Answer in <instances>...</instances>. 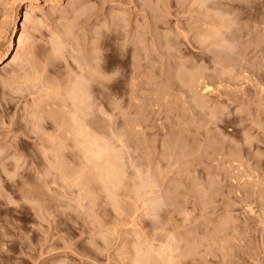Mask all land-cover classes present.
I'll return each instance as SVG.
<instances>
[{"label": "rangeland", "instance_id": "obj_1", "mask_svg": "<svg viewBox=\"0 0 264 264\" xmlns=\"http://www.w3.org/2000/svg\"><path fill=\"white\" fill-rule=\"evenodd\" d=\"M4 1L7 2L6 0ZM82 1L83 0L81 1L78 0L75 3L74 0H64V1L62 0L60 4L59 3L56 4L57 7L55 5L50 7L45 4H40L39 6H37L38 9H35V11L33 12L35 14L34 17L36 18V15H37L38 17L41 16V18L37 17V20L39 21L35 20V23L41 22V19H44V18L46 21L42 20V21H45V23L41 22L42 26H40L41 27L40 30L38 29L39 31L36 32V29L34 28L36 27L38 28V24L36 26L31 25L34 23L33 21L35 18L33 17L34 18L32 21L33 23H30L27 26V28H29L30 26L31 30L34 29L35 31L34 32L31 31L29 28L27 32L30 31L33 34H35L36 32L35 35L38 36L37 39H39V41L37 43V39L35 40L36 36L33 39V37H31L32 34H30L31 36L29 37L31 38H29L27 41L32 42V40L30 39H33L37 43V44L35 43L36 47L40 44L36 48L37 51L39 52H37V55H35V57L37 56V60L38 59L41 60V61L38 60L40 64L42 62L44 64L43 60L45 58H47L45 59V61L48 60V58L50 57L52 58L54 57L52 59L54 60L56 55H57L56 58L59 59V60L57 59V61L59 62H56V59L52 61L51 58L50 60H48L50 62L49 64L51 65L50 66L48 64V66H46L45 68V69L48 68L46 70L48 73L46 71H43V73H39L40 69L37 67L38 75L44 74V72H46L45 74L46 77L45 75H42V78L43 77L45 78V79L43 78L44 80H47L46 78H48L49 80L50 76H52V78L50 77L51 79H53L56 76L55 78L58 80L56 81L60 85L58 86L59 91L55 87L58 85L57 83H55L56 85L54 86V83L51 81V79L50 81L47 80L48 82L47 81L45 82L42 79V81L45 82L43 83V85L45 84L44 87L46 86V83L48 84L53 83L52 88H50L49 85H48L49 87L48 86L47 87L52 90V95L54 96H56V94L54 93H57V95L58 93H62L61 92L62 90L60 91L61 88L59 89V87H62L63 85L62 82L66 81L64 76L65 75L66 77H68V75L72 76L75 73L80 75L81 71L79 72V70L86 68L85 63L90 62V61L85 62L84 60L86 58H87L86 60H88V58L92 60L94 58V60H96L97 58L96 59L95 57L92 58L91 55L95 54L94 52L96 51H94V49H96L99 46L101 47V49H99L101 50V52L98 51L97 56L99 58V56L102 55L103 58L100 56L101 60L100 58L98 59L100 60L99 62L97 60L99 64L94 62V60L93 61L91 60L92 64L90 63H89L90 65L87 64V66H89V69L88 70L84 69L85 70L84 75L82 73L83 80L81 81V83L83 82L84 85L83 84L80 85L79 84L80 80H79L78 81L79 83L77 82L79 85L77 86H85L86 84L85 81L88 78L89 80H91L90 77L96 72L94 70L95 72L93 73L91 70L93 62H94L93 67L96 68L97 72L99 70L98 68H101L102 70V71L99 70L100 71L99 75L97 73L98 79L100 77H101L100 80L103 79L101 73L104 72L103 74L104 78L106 77V75L108 77L112 76L111 77L112 80H110L111 78L108 79V77H107V80L103 79L105 82L101 80L102 81L101 84L98 85L101 88L98 87L99 90L94 91V93L100 92L99 94L97 93L95 94V96L97 95L98 98L97 96L96 97L94 96L95 100H93L92 95L94 93H92V95L90 96V98L92 97V99L91 100H89L90 98L87 99L92 102L96 101L97 99V101L94 102L95 104L93 103L94 106L92 105V102L89 103L87 100H85V102H88V103L83 104V107H82L83 108V118L85 120L84 121L85 124L90 123L92 126L97 124L98 129L97 128L94 129L92 126H89V125L87 129H89L88 131L94 134H96V132H99L100 130L99 134L97 133V137L98 135L101 134L100 136L102 138L100 137V139H102V141L101 143L100 142L99 143L102 146H105L107 150L106 151L107 153L106 156L108 157L107 160L109 161V158H112V162L116 161L115 162L116 168L118 167L117 168L118 170L116 169V177L118 178L123 173V172L121 173L122 170H124L127 177L125 176V178H123L124 179L123 183L122 181L119 180L120 184L122 183V186H123V187L121 186L122 187L121 188L119 187L120 186L119 184L118 185V187L120 188L119 190L117 189L118 187H115L117 186L115 184H117L118 180L115 182V184H112L111 182L113 187H111L110 183H108L110 185V189L112 188L111 190H113L114 188L118 190L117 194L115 195L112 194V192L108 188L109 185H107V187L103 185L107 183L106 180H104L106 181L105 183L100 181L101 186H102L101 188L104 187L103 190H101V188H99L100 183H98L100 178L99 179L97 178V175H99L97 173H98V170L100 171V169L97 168V165L100 163V165L103 166L106 163L104 162L103 164V161L101 159V158H105L104 157L105 155L98 160L95 156H94L95 158L92 156L91 158L93 159L91 160L88 158V155L84 154L86 157L82 156L81 152L84 153L85 151H81L79 153L78 151H73V150H79L77 149L78 147L75 144L76 149L71 148L72 151L74 153L76 152V154H79L80 158L78 156L77 157L81 159V161L84 160L82 161L84 162L83 167H81L82 163L81 165H79L81 168L78 167V163L80 164V161L76 159V154L71 152L70 151L71 149L69 147L72 142L73 143L75 142L72 141L71 138L70 140L66 139V141H64L65 137L62 140L61 138L64 136L63 134L65 133H62L63 130L60 129L61 130L60 131L59 128L54 129L55 131L59 130L55 132V134L61 132L59 134L63 136H60L61 137L60 142H62L63 144L65 142V146L69 145L68 147L70 150L68 149V147L66 148L68 149V152H65L64 156L69 155L67 156V158L60 157L61 154L60 156L58 155L56 158L60 157L58 158L59 160L61 158L62 159L64 158V160L67 159V161L68 159H71L68 161L70 165L69 166L67 165L68 167L66 165L65 166L66 168H68L67 172L70 171L69 173L71 174H72L71 172L72 170L69 169V167L71 165H72L71 167H74L73 176L78 175L80 173L81 175L80 174L79 175L81 177L83 175V172L84 171L86 172L87 169L89 170L91 168L90 166L93 164V166L95 165L94 169L96 172L94 174V177L96 178L94 179V181H92L94 184L91 181H88L87 183L85 180H84L85 182L82 180L83 181V184H82L80 183L82 182L81 179H80V182L78 181L80 178L79 175H78L79 178L76 181L77 178L72 176L73 177L72 179L70 177L71 174L70 175L69 173L66 174L67 172H65V169L62 168L61 172L58 171L60 170V168L58 167L59 168L58 169L56 167L58 165L59 166L61 165L59 164L58 159L56 160V162L58 163H55L56 165L57 164L58 165L53 166L55 167L54 168L55 170H52V167L51 169L48 168L49 164H54L55 155H53V157L48 156L50 158L49 159L50 162H52L50 163L49 160L45 159L48 153L46 155L42 154L44 156H42L40 153L44 151L43 153L49 152L50 154H55V153H51L55 150L54 148H50L51 152L45 151V149L47 148L44 147L43 145H45L48 140H50L51 143H53V141L54 142L56 141L58 144V139H55L58 136V134L54 135L55 137L53 136V133H52L53 129L50 128L51 126L49 125V121L52 122V120L51 119L48 120L44 118L43 116L45 115V112L51 109L52 106H53L52 109L55 108L57 98L53 96V99H52V96L50 95L51 91L47 89L46 87L45 88L49 91H45L44 88H43L44 90L40 88V86H42V83H40L41 80L38 81L39 80L38 78L40 76L37 77V75L32 74L33 75L32 77L35 78L34 76H36L38 80L36 79L37 81L36 80L35 81L37 82V84L39 83L41 85L39 84L37 85L36 83H34L35 82L34 80H32L33 82L30 80V79H33V78H30L29 76L30 73L28 75L26 74H24V76L22 75L23 77L21 78V82L20 81L18 82L19 84H12L15 82L11 81L12 83L9 82L11 85L10 84L8 85L7 80L3 81L6 78L8 79V75L10 74V72L8 73L7 71H12L10 74L11 77L9 76L8 81L10 80V78L11 80L13 78L15 79V73L13 69L15 70L17 76H18V73H21V72L25 73L24 69L25 70L28 69V71L29 70L32 71L34 67L29 66V67H32L31 69V68H27L26 65L23 66L25 62H23V64L20 63L24 67V68L22 67L23 71L21 70V67H20L21 65L19 66L18 65L19 63L18 64L16 63L20 67L21 72H18L19 69H17L16 64H15L16 65L15 68L13 64L12 65L13 67L10 65L11 67V68L9 67L10 69L7 66L8 70L6 68L2 70L0 69V153H1L0 154V181H1V186H2V187L0 186V189H1L0 191L1 192L3 191V193L0 194V234H2L1 232L7 229L6 232L8 231L7 232L8 235L6 236L7 237L9 236L8 239H6V236L3 239L2 235H0V241L1 239L3 241L6 239V242H7V240L9 241L10 239L11 240L10 246L12 248L15 247V249H13L14 253L13 251L6 252L7 250L3 251L2 248L6 249L7 248L6 245L7 244L9 245V242L6 245H4L6 242H4V244L1 243L2 241L0 242L1 245L3 244L4 246V247L2 246L0 247L2 250L0 253V264H133L134 262L132 260L135 259L136 256L139 255L140 253H141L140 256L142 255L141 257L145 259L140 264H148L147 263L148 261L152 263L154 262L153 258L149 260L148 259L149 255L148 256L146 255L150 250L152 251L153 248L154 250L155 248H157L156 249L157 252L158 251L160 252L161 250L163 252V255L164 253L165 254L169 253L168 251L166 252L164 251V250H167V246L164 248L163 244H166L169 239L167 245H172L171 243L173 242V239H174L173 243H175V241L178 240V238L181 240V242L178 240L179 243L178 241H176L175 245L173 244L175 247L172 245V247H174V250H177L178 252L173 250V252L171 253L174 259H175V256L178 257L175 259V262L176 260L177 261L180 260L181 262V263L176 262V264L178 263L179 264H232L231 261L233 259H234L233 264H236V263L237 264H264V223L258 224V225H256L257 223L255 222L249 223V224L246 223L245 220L247 216L245 215V213H243V215L246 218L243 217L242 215V212H244V210H239L238 208L240 207V208L245 209L248 205H251V206L253 205L252 207L254 208V210L261 211L260 208L264 207V204H263L264 202H262L263 200L259 201L260 200L259 197H258L259 200H257L258 198L256 196H259V194L256 196L254 195V193L252 194L254 188L251 187V185L254 184L258 180L257 179V176H259L258 173H260V176L262 175V178L260 177L261 180L260 178L259 180L264 183V179H263L264 178V175H263L264 174V111H263L264 110V89H263L264 88L263 86L264 85V60L263 59L264 58L262 56H259L258 54L262 50H263V53L262 52L260 53L264 54V41H263L264 33L262 32L261 33L262 35L260 34L261 31L257 33V31L259 30H257L258 28H256L257 25H259L258 27L260 29V24L261 26L262 25L264 26V24H262L259 21V20H264V17L262 16L264 15L262 14V12L264 13V2H262L264 0H257L258 2H256V0L255 1L246 0L247 2L245 0H205L204 2L199 0L200 2H202V4L198 0H85L83 1V3L87 2L88 6H86V4H83L84 5L83 6ZM259 1H261L260 6H259ZM8 2H7V6L6 5L5 6L8 7L10 11L6 9L5 6H2V4L4 5L3 2H1L2 4H0V25H1L0 27L2 31L4 30L3 27H7V31H8V32L6 30H4L5 32L3 31L2 33L3 37L7 34H10L14 26L13 20H12L13 17L11 16L9 17V15L11 14L12 16H14V12H13L14 4H11L10 2L9 3ZM250 2L251 3L253 2V4H251ZM79 3H81V5ZM245 3L247 6L249 5L250 7L247 8L246 5L243 6V4ZM69 4H72V6L77 4L78 6L77 5L75 6L78 7L79 12L82 6H83L82 7L83 10L85 8L88 9L86 10V12L85 10L83 11L81 9V15L80 16L78 15L79 18L77 16L78 20L76 19L78 23L77 22L75 23L74 21H70V18L71 20H73L76 17H72L73 15L71 16V13L70 15L68 13L72 12L73 14V11L77 8H75L74 6V8L73 7L70 8L73 11L68 9V13H67V7ZM10 5H12L13 7H10ZM22 5L20 4L21 10L23 8ZM253 6H255L256 9L259 11L257 12V10L253 8ZM244 8L245 10L243 11ZM251 8L253 9L251 10ZM1 9L3 10V12ZM49 9L53 10L54 14L56 13V15L52 17L54 18V20L55 19L57 20L59 16H61L62 19H58L57 21L55 20L56 22H54V20L51 21L52 18L50 15L52 14V11ZM54 9L55 10L57 9V12H55ZM248 9L251 11H247ZM62 10H64L65 12L63 13L65 14L67 13V15L65 14L63 15ZM77 10H75V12ZM117 10L119 11L121 10V12L119 13V11ZM4 11H6L7 13ZM82 11L85 13H82ZM111 11L112 12L116 11V13L118 12L117 14L119 16H122V18L126 19V21L123 24H121L117 30L105 28L106 23L108 21L106 20V23H105L103 20L110 18V16L114 14ZM252 11L254 13H252ZM8 12H11V13H8ZM43 12L44 14L41 15V13ZM58 12L60 15H57ZM46 13L50 14V15L48 14L51 18V19L48 18L50 20L47 19V17L49 16ZM243 13H246V14H243ZM6 14L7 15L9 14L8 17L12 19L10 20L8 17H6ZM123 14L125 15V17ZM259 14L262 17H260ZM245 15H247L246 18L248 17V20L250 17V20L252 22L257 21V23L255 24L253 22V26H252V22L250 23V20H249V23L248 21L245 20L244 18ZM3 16L6 19H3L4 18ZM66 16L69 18V20L65 21ZM253 17L256 19H252ZM61 21H63L64 25L66 24L70 25L71 23L72 28L71 27L70 28L71 30L74 29L73 30L74 33L68 29L69 28L68 25H66L67 27L66 31L69 30V32H72V35L74 34L77 37L76 38L75 36H73V38L75 37L76 40L80 39L79 43L84 42L85 45L89 44L87 45L88 47L86 46V48L87 49L89 48V49L88 50L85 49V51H88L89 53L86 52L87 53L86 54L85 52L82 51L85 48V47L83 48L84 45H82L84 43L82 44L80 43L79 45L78 41L77 42L74 41V42H71L70 44L69 42L73 40L70 37L69 38L71 40L65 39L68 37L67 36L68 34L71 35L68 31H67L68 32L67 35H64V32L63 34L60 33L62 32V30L61 31L59 30L60 32H58V29L63 27V25H61L60 27L57 25ZM101 21L105 23L103 24V26L105 25L104 31L106 30V36H104L101 39V41H103V44H97L96 39H92L97 44L95 47L94 41H93L94 43L93 46H92V43H90L91 38L93 37V35L95 36L96 34V32L93 30L92 31L95 34H92L93 32L91 31V28L92 29L95 28L97 31H99L98 29L103 27ZM1 22H3V24ZM100 22H101L102 27L97 25ZM79 23H80V26L76 25ZM94 24H96L99 28ZM247 24L250 26L247 27L248 26ZM254 24L256 25V27L253 29V27L255 26ZM72 25H76V26H72ZM56 26H58L59 28L56 29ZM81 26L84 28H82ZM263 26L261 27V29L262 28L264 29ZM215 27H217V30ZM210 28H212L214 32L219 30L218 31L219 36L216 34V32L213 34L212 33L213 31H211L212 29L209 30ZM78 29H80L81 31ZM247 29H249V32L247 31ZM54 30L57 32V36H54L56 34ZM63 30H65V28ZM208 30L210 31L211 34L208 33L209 32ZM53 31L55 32L53 33L54 37L52 36ZM79 31L81 33L82 32L84 33V31H86V34L81 35ZM252 31L255 33L254 35H252L253 34ZM77 32L80 33L79 34L80 36L77 34ZM87 32L89 33L87 34ZM58 33L61 34V36H59L60 39L62 38V35L65 36V37L63 36L64 38L61 39L64 42L63 46L65 48L68 46L70 48V46L74 45L73 43H76L77 47L79 46V48L81 47L83 48L81 50L82 52H79L78 54V50H75V52H77V55H76V53L73 51V49L75 48H72L71 49L72 51L68 48L65 50L67 51L70 50L69 53H65L66 51L64 50V54H63V52H61V45H62L61 40L59 39L60 41L59 42L57 38ZM77 35L81 38H79ZM86 35L90 38L89 40ZM90 35L92 36L90 37ZM208 35L209 36L212 35L213 37L211 38ZM215 35H217V37H214ZM51 36L53 37V39L57 38V40L51 41L52 39ZM82 36L87 37V38L84 37L85 41H83ZM202 36L205 39L207 38L206 40L203 38L205 42L202 40ZM256 37L257 38L261 37L259 38L261 39V41H263V42L260 41L261 45L255 42L257 40L255 39ZM137 38H138V44H136L137 42H135L137 41ZM252 38L255 39V41ZM133 39L135 41L131 42ZM65 40L67 43L65 42ZM46 41L47 42L49 41L50 43H52L51 47L49 43L46 45ZM257 42L259 41L257 40ZM56 43L59 44L60 47ZM253 43L259 45L257 46V48L258 47L260 48V46H262L261 50L259 48H258L259 50L257 48L256 50L255 49L256 45H254ZM25 44H29V43L27 42ZM44 44L47 46V48L44 46ZM65 44H68V46ZM29 46H31V44H29ZM63 46L62 48H64ZM44 47L46 49H43ZM243 47H245V51L242 52V50H244ZM51 48L53 50L51 51L54 53L50 51ZM26 49L28 50V46L27 48L24 47L23 52H26L27 51ZM47 49L50 51V52L47 51L48 53H51L52 55L54 54L55 56H50L51 54H48L47 52H45ZM89 50H91V53ZM255 51L257 52L259 51L257 53L258 55L256 54ZM44 52H45V55L47 54L50 57L47 55H46L47 57H45V55L40 56V54L43 55L42 53ZM38 53H40L39 56H38ZM99 53H102V54H99ZM26 54L24 53L21 55H24L25 57L22 56V58H26L27 60L28 57H26ZM81 54L86 55L87 57L85 56V59H84V57ZM28 55L29 54H27V56ZM75 55L78 58L79 56L80 58L82 57L81 58L82 60L84 59L83 62L85 63L83 65L85 67L82 65V63L79 64L80 61L82 62V60L78 61L77 59L78 63L76 62L74 58ZM255 55L263 59L260 60L259 57H253ZM218 56L221 59L220 61H218L219 60ZM40 57L43 59H41ZM31 58L35 59L33 57ZM22 60H25V59H22ZM37 60L35 61L37 62ZM36 62L32 60L31 65L34 63L33 66H35ZM54 62H56L55 65L52 64ZM26 63H28L27 65H29V60ZM46 64H47V61H46ZM78 64L79 66L81 65L83 68L82 67L80 68ZM95 64L99 66L95 67L96 66ZM180 68L181 69L184 68L185 71L187 70V72H184V70H181ZM3 70H5L6 72ZM48 70H50V72ZM51 70L52 72L54 70L53 72L54 77L52 75ZM90 70H91L92 75L90 74ZM191 70L193 71L192 74L188 73L189 71L191 72ZM226 70L227 71L229 70V71L226 72ZM28 71L26 73H28ZM88 71L91 76L87 74ZM179 71L180 72L183 71L184 73L181 74ZM195 71H202V73L204 74H202L201 72L200 73L202 75H205V73L206 75L208 74L207 77L210 74H214V73L218 75L217 73L219 71L225 74V78L224 77L221 78L220 76L219 77L211 76L210 77L211 80L209 77L207 80L206 75L203 76L206 78V81L210 80L211 82L210 84H214L216 82L218 83V81H219L218 84H220L222 81H224L222 82V85H223L226 81L227 82L230 81L229 83H225L223 86L219 85L220 87H222L221 90H219L220 89L219 87H218L219 89L216 90L217 92L218 90L219 92L222 91V93H220L221 94L220 98L218 97L216 98L214 96V90L212 94L210 93V94H207L206 96L204 95L205 97L202 96L203 98H200V99H199V94L197 96V94L193 92L191 94L189 93L190 91L188 90V86H187L189 85L188 83L189 80L188 78L186 79L187 76L184 75L183 78L187 84L184 83L182 79V75L190 74V76H192V75L200 74L198 72L195 73ZM58 72L59 74H62V75H59ZM12 73L14 76L12 75ZM34 73L36 72L34 71ZM55 73H57V75ZM223 73H221L222 74L221 76H224ZM47 74L49 75L51 74V75L49 76ZM6 75L7 77L4 78V76ZM178 75H179V78H177ZM59 76H63L64 79L61 77L59 79ZM78 77L80 78V76H77V78ZM217 77L218 79L220 78L222 81H220V79L216 80ZM18 78L19 79H17V81L20 80L19 76ZM26 78L28 79V81L25 82L24 80ZM73 78L72 80L75 81L76 83V80H74ZM133 79L135 82L138 81L139 84H137L138 82L136 83L133 82ZM212 79L215 80V82H213ZM60 80L62 82H60ZM249 80H251V82H249ZM68 81H70V78ZM4 82H6V84ZM29 82L32 84L34 83L33 85L35 86V88L34 86H33V89L28 88L27 84H29ZM132 82L134 85L135 84L138 85V87L139 85H141L139 88L140 90L141 89L143 90L142 91H139L138 89H137L138 91L134 90L136 86L133 87L134 85L132 84ZM65 83L69 85V83L71 84L72 82H68V83L64 82V87H62V89L64 88L67 90L69 86L68 85L66 86ZM75 83H72L70 86H72ZM29 85L30 87H32L31 84ZM104 85H107V86L109 85L110 87L109 86L107 87ZM215 85L217 84H214V86ZM36 86L42 89L44 92L50 93V94L48 93L45 94L47 96L46 97L47 99H49V96H50L51 101L53 100L55 101V104L53 103V105H51L52 103L51 101L46 102L48 105L50 103V108L49 106H45V107L41 106L44 111V113H41L43 111H41L42 109L40 110L41 116L44 118L45 122L48 123L47 124L44 122L45 125L34 122L36 114L38 116L40 114L38 113L39 111L35 109L37 108L35 105L38 104L36 102H39L38 101L39 97L36 98L35 96H38L42 92V90H39L41 91L40 93L39 92L35 93L36 91L33 92V90H37ZM86 86L89 88L88 85ZM185 86H187V88ZM217 86H215V88ZM72 87L74 88L75 86L73 85ZM158 88H160L159 91H157ZM70 89L72 88L70 87ZM91 89L93 88L91 87ZM91 89L90 91L93 92V90ZM161 89H163L164 91L163 90L161 91ZM259 89H263V91L260 90L262 94L259 91ZM156 91H157V94H156ZM44 92L39 95L40 97H42V100H43ZM217 92L215 93V95L219 96ZM64 94L65 93L63 92L62 96H65L64 99L67 100L66 98L68 97V95L66 94L67 95L66 96ZM164 94H166L165 101L162 100L164 98L163 97ZM257 94L258 95L260 94V95L258 96ZM208 95L209 96L213 95V96L211 98ZM58 96L57 97L59 99V102L62 103L60 101L61 95H58ZM179 96L182 98H180ZM192 96L194 97L196 96V98L198 97L199 100L196 98L195 99L198 100L200 103H201L200 101L201 99H205L208 102V104L206 102L207 107L203 108L205 104L204 103V104H199L202 107L200 108L198 105H196L197 102L195 104L194 102L195 99L193 98L194 99L193 100L191 98ZM32 97H35V98L32 99ZM207 97H209L210 99H208ZM255 97L258 98V100L257 99L255 100ZM44 99H45V96H44ZM47 99L43 101H46ZM260 99H262L263 101ZM30 100L32 103L30 102ZM69 100L68 102L71 103V100L70 101ZM183 100L186 102H184ZM182 101L186 103V105ZM257 101H260V102H257ZM26 102L29 103V105L33 108L34 111L32 110V112H30L31 107H29V105H27L28 103ZM40 102H41V99H40ZM98 103H100V106H98V109L100 107L99 110L101 112H98L97 114L96 111L98 109L96 110L94 107L95 105H99ZM258 103L259 104L261 103L260 104L261 106L258 105ZM24 104H26L27 106L26 105L24 106ZM47 104H43V105H47ZM58 106H59V103L57 107ZM39 107L37 109L41 108ZM59 107L61 108V106ZM26 108L27 109L30 108V109L27 110ZM183 108L184 109L186 108L185 111L183 110ZM25 109L28 112H26ZM191 109L192 111H190ZM213 110H215V112H213ZM24 112H26L25 113L26 115L25 114L24 115L27 117L29 115V112L31 114L30 116H34L32 117V119L34 118V120H31L28 118L27 119L28 122L33 121L35 125L36 124H38L39 126L41 125L42 128L46 126V129L45 128L43 129H45L47 132H51V135L53 136V139H52L53 141L47 138L49 134L46 135L45 130H42V133L45 134L47 137L45 135L44 136L41 135L42 137L38 136L37 135L38 133L36 132L38 131L36 127L38 125L35 126L33 124V126H35L34 128L32 125H29L30 126L29 127L28 124H30L31 122L30 123L26 122L27 120H25V117L22 116ZM34 112H37V113H34ZM211 113L213 114L216 113L214 114L215 117L212 116L213 114ZM97 117H99V119ZM127 118L130 120H128ZM132 118L136 120V123L139 121L141 127H139V125H135V120H132ZM131 120L134 122L133 126L137 128V131L134 130L135 129L134 127H129L128 129V125H129L128 122H130ZM193 120H195L196 122ZM126 122L128 123L127 127H125ZM133 122L131 123L133 124ZM26 123L28 124L26 125ZM100 123H102L101 125L102 127L100 126ZM50 124L53 125L54 122ZM132 124L129 126H132ZM53 126H55V124ZM35 128H36V131H35ZM126 128L128 132H130V135H128L129 133H126L127 136L125 137L127 139H129L128 137L131 136L132 134L133 135L131 137L133 138V136L136 135L137 132H139V134L141 133L139 137L141 136L140 138L144 139L142 140L143 141L142 147L144 146L145 150L141 149V145H139L140 143H138L140 142L138 141V138L136 142L139 146L136 145L137 147H135L134 145L136 144L135 142L133 144L134 140H131L132 142L129 145L130 147L128 145L126 146L124 145L125 147L128 146L129 147L128 149H126L125 147L122 148V145H119L121 144L120 143L121 141L117 142L118 140L115 138H118V136L117 137L115 136L114 138L113 135L115 133H117L118 135L119 133L121 134V132L125 133V131H127ZM130 128H132L131 130H134V132H132ZM110 132H112L113 134ZM121 136L122 135H119L120 138ZM44 137L47 138L48 140H46ZM131 137L130 139H132ZM41 138H44L46 142H42L44 140H40ZM49 138H52V137H49ZM169 139L175 140V142L174 140L173 141L170 140L171 143L173 142L174 147H173V144L171 143H169L171 144V146L169 145L170 147L167 145V143L169 142ZM113 140L115 141L117 140V141L115 142ZM145 140L147 141L145 142ZM68 141H69V144L66 145ZM165 141L167 142L165 143ZM73 143L71 144L72 146L74 145ZM54 144L55 143H53L52 145ZM47 145L48 144H46L45 146ZM59 145H57L58 147L56 146L54 147L60 150L62 149L63 145L61 143ZM171 147H173V149ZM121 148L122 149L125 148L124 151L122 150L125 153V157H124L123 152L120 151ZM165 148H166V151L164 150ZM36 149H40L41 152L40 150H36ZM52 149L54 150L52 151ZM167 149L169 153L167 152ZM169 149L170 150L172 149V150L170 151ZM32 150H34L35 152L33 153V157L30 155L33 152ZM37 151H38V154L40 155L37 154L34 157ZM57 151L55 150L54 152H57ZM64 151L65 150L61 152L64 153ZM145 151L147 152V155L143 153ZM164 151L167 153L164 154L165 153ZM69 152L72 154H70ZM144 154L145 156L142 157V155ZM90 155L91 154H89V156ZM230 157L233 160L235 159L236 161L234 162L233 160H231L232 161L231 162ZM51 158H53L52 161H51ZM85 158L89 159L90 161L87 163L88 160L85 161ZM247 159L248 161H251L250 164L254 163L252 164V166L254 165L255 171L252 169V172H251V167H250L251 165L249 164V162H247L249 166L246 164ZM61 160L60 162H63V160L62 161ZM96 160H97V163H94L93 161H96ZM229 161L231 163H229ZM17 163L18 165H20V167H16ZM232 163L233 164L235 163L236 165L234 164V166L236 167L240 166V168L242 167V165L245 166L246 164L247 167L245 166L244 168H247L248 170L250 169V172H248L247 169H245L246 172L248 173L245 172L247 176L246 175L244 176L243 175L244 172L243 174H241L244 168H241L242 170H239L240 168L237 167V169L235 170L236 167L230 166V164L232 165ZM237 163H240V165ZM84 164H86L85 167H84ZM75 166L77 168H75ZM120 166L122 167V169L120 168ZM17 168L18 170H14ZM45 168H47V170ZM112 168L115 171V167H112ZM94 169L92 168L91 170H94ZM15 171H18L19 173L17 172L18 174L14 175L16 174ZM56 171H58V173L60 172L65 175H68L67 180L69 182L68 181H67L68 183L64 182L65 183L64 184L62 177H65V175L62 174L63 176L59 178L57 176L58 173ZM148 171L151 172L152 174L148 173L150 175L148 174L146 175ZM238 171H241V172H238ZM46 172L48 175L46 174ZM117 172H120L119 176H117ZM232 172L234 173V175L233 174L231 175V178L233 180L230 178V174ZM91 173L86 172V174L84 173V176L87 174L92 175L93 173L92 174ZM251 173L252 174L255 173V175H252ZM12 174L14 175V178H12L13 176ZM142 174L146 175L144 176L146 178H143ZM248 174H251L252 176L251 175L249 176ZM88 175L86 176V178H88ZM123 175L121 176L123 177ZM134 175L136 178L134 177ZM236 175L237 177L239 175L238 177L239 181ZM121 176L119 179H121ZM147 177H149V179ZM243 177H244L243 179L244 181L240 179ZM248 177L249 179L245 180ZM74 178H75V182H73ZM90 179L92 178H89V180ZM97 179L98 181L96 184L98 188L96 187V184H95ZM152 179L154 180L157 179V182H155ZM150 180H152V182H154L155 184L153 183L152 185V182H150ZM252 180L253 181L256 180V181L252 182ZM23 181L25 184L23 183ZM127 181L133 182V183L136 182L135 184L137 186L133 183H131V185H129L130 184L129 183L128 185L129 186L134 185V188L135 186L138 187V188H135L138 190L137 192L139 194L136 192L138 196L136 195L135 190L133 192V190L130 189V188L133 189V186L129 187L130 189L129 190L128 185H127L126 186L127 189H126L125 183H127ZM137 181L140 182V184L142 185L141 187L138 186L139 183L137 184ZM241 181L243 182L241 183ZM77 182L80 184H78ZM108 182L110 181L108 180ZM90 183L93 184V185L91 184L92 187L90 186ZM18 184H19V187H18ZM75 184L77 185L82 184V185H85L86 187L88 185V187H91L88 189L90 190V192L93 189V193H88L90 195L86 193L87 196H85L83 195L85 192V191L83 192L84 186L81 185L82 186V187L80 186L81 189L80 188L78 189L77 188L78 186L76 187ZM249 184H250V188H248V192L250 191V195L252 194L251 195V197L253 196L252 199L251 197H248L249 194H247L248 192H246L247 191L246 188L245 190L243 189L242 191V189L239 187L242 185L241 187L243 188V187L248 186ZM235 185L237 187H235ZM94 186L97 189H95ZM105 187L107 190L105 189ZM238 188L239 190L240 189L241 190L239 191ZM251 188L252 190H250ZM115 189L113 191L114 193H116ZM125 189L129 190V192L132 191L133 194L135 193V196L131 192L127 194ZM196 189L200 191L199 194ZM78 190L79 192L81 190V192L83 193L79 195L81 192L78 194L77 193ZM89 190H87V192ZM94 190L95 192L97 190L96 193H98L99 191L100 192L103 191L102 192L103 194L100 192L99 194H96ZM255 190H257V192ZM255 190L254 192L258 193L257 187H255ZM107 191H109L108 193H111L110 195H113V196L117 195L116 200L117 201L122 200L121 201L122 203L119 202L120 203L119 204L115 199H113L114 197L110 199L109 198L111 197L110 195L109 197L106 196L105 192ZM241 191L243 192L242 193L243 195L241 194ZM25 192L27 193L30 192L32 196H30L31 194L28 195L26 193L27 197H25ZM236 192H238V195L236 194ZM94 193L96 194V196L97 195L98 196L96 198L95 197L89 198L91 197V194L95 196ZM244 194L247 195L248 199L250 198L249 200L253 204H251L249 200L245 202H248L250 204L242 203L243 201L241 200H243V197L246 196ZM77 195H79V197L83 196L82 197L83 200L85 197H87V199L84 202L81 200L82 198L80 197L79 199ZM28 196L33 199H28L29 198ZM118 196L119 198H121L120 200H118ZM76 197L79 199V202L81 200L83 204L88 203V200H90L92 204L90 206L93 208V211L86 212L85 210H89L88 207L85 206L87 209L84 207H80L82 203L80 202L81 204H78L77 202L78 200ZM107 197L110 199V201L108 200ZM136 197H140V198H136ZM247 197H245L246 199L245 198L244 199L247 200ZM91 199H93L94 203L92 202ZM111 200H113L112 203L113 204L115 203V205L111 204ZM238 202L239 203L241 202V203L239 204ZM259 202L262 203L263 205L260 204ZM123 203H129L130 208H127L126 206L124 207ZM234 204H236L235 207H237L238 209L234 208L233 206ZM116 205L117 207L120 205L121 206L117 208L115 207ZM122 206L123 208H126V210L121 208ZM233 208L235 209V211ZM120 209H123V211ZM236 209L239 211L238 213L239 216H236L237 213L235 214V212H238ZM6 218H8V220L10 219L9 220L10 224H8L9 227L7 223L4 224L2 222V220L4 222L8 221ZM15 222H17V225H19L20 228L19 226L15 224L16 229H13L14 230L13 232L15 233H12L13 235H11V232L9 233V231H11L10 225L11 224L14 225ZM2 223L4 224V226L7 225V228L3 227ZM247 224L248 226H253V228L248 227L246 231ZM230 226H233V227H230ZM15 227L12 226L11 228H15ZM222 227H223V230L225 229L226 232L221 231ZM219 228H220V231H219ZM233 228L234 229L236 228L238 230V232L234 230V232H236L237 235L239 232H240L239 234H241L240 236L238 235V237H241L240 239L241 242L240 241L238 242L239 239L237 238V242L239 244L241 243V245L234 242V244L236 243L235 246L239 245V247H231V244H232L231 243L232 241H231L230 242L231 244H229L230 248L227 249L228 246L224 242H229V241H226L225 239L223 242L221 238L222 235L220 236L218 234L223 233V237H224L225 236L224 233L231 232L232 236H234L233 231H232ZM243 228L245 229V231L243 230ZM249 228L251 230H249ZM168 233L169 234L172 233V236H174L173 234H175L174 236L175 238L169 235ZM165 234H167V237L169 238H167V240L165 239L166 243H164L165 242L164 241L162 244L161 237L164 239V236L166 237ZM212 234L214 235V237ZM31 235H33V237ZM209 235H212L213 239H211L210 238L211 236ZM237 235L234 236L235 240L232 236H231L232 238H229V240L231 239V240L236 241ZM206 236L209 237V238L207 237V240H210L209 243L207 240L204 239V237L206 238ZM216 236H220V239L219 237L217 238ZM29 237H32V238L30 239ZM215 239L221 240L222 243H224L223 247L220 246L221 242L219 241L215 242L216 244L213 243L214 246L213 244L210 243V242L216 241ZM143 241L149 242V243L146 242L148 244V247L151 244L154 247L152 248L151 246L147 250L145 249V246H147V244L144 245L143 243H142L143 245L141 244L142 246L139 245L141 249L137 248L139 246L137 247L134 246L136 243L138 242L141 243ZM192 242L193 243L196 242V244L200 247H198L194 243L196 245L195 246ZM202 242L204 243L206 242L207 244L206 243L202 244ZM218 242H219V246L221 247L222 251L220 248L218 249V246H217ZM155 243L157 245L158 243H160L163 247L161 246V248H159L160 244L157 247ZM179 245H181L180 246L181 248L179 247ZM190 245L194 246V249H193L194 252L196 251L199 253L197 257L199 256L200 258V252H201V255L207 254L206 256L203 257V259L205 258L204 260L206 261L207 260L206 258H208V261L204 262L203 260H201L202 257L200 259L201 260L200 262L194 261L195 259L199 260V258H195V259L192 258L193 256L192 255H191L192 257L190 256V252L192 254V251L188 250L189 251L188 252L186 251V249H184L185 247H188ZM209 245L211 246L209 247ZM246 246L248 247V249ZM17 247H20L21 250L24 249L26 251L23 250V251H20L19 254H16L19 252V250H17L19 248ZM135 247L137 248V250L135 249ZM190 247L188 249H190ZM10 248H7V249L9 250ZM158 248L160 250H158ZM182 248H183V251L185 250L186 252H188V254H186V257L181 256V254L182 255L184 254L181 251ZM142 249L144 250L143 253L141 252ZM154 250L152 251V253L154 252ZM179 250L181 252H179ZM202 250H206V252L205 251L202 252ZM134 251H135V254H134ZM151 251L149 253H151ZM156 253L154 255H156ZM178 254L180 256H178ZM154 255L150 254V258L155 257ZM165 257L167 258L166 255ZM158 258L159 257L155 259L159 263V260L161 261V259H158ZM156 260H155V264H156ZM164 261L166 262V264L171 263L163 259L162 262ZM135 264H139L138 261H136ZM160 264H163V263L160 262ZM172 264H175V263H172Z\"/></svg>", "mask_w": 264, "mask_h": 264}, {"label": "bare ground", "instance_id": "obj_2", "mask_svg": "<svg viewBox=\"0 0 264 264\" xmlns=\"http://www.w3.org/2000/svg\"><path fill=\"white\" fill-rule=\"evenodd\" d=\"M6 1H7V2L9 1L11 4H14V9H13L14 16H12V14H11V15L8 14L9 17L11 16V17H13V19H12V18H9L8 15L6 14V17H8L10 20H11V19L13 20V24H14V26H13V30H11L12 32H11L10 34L5 35L4 37H3L2 33H3L4 30L7 31V27H3V28H4L3 31L1 30V27H0V69H1V70L4 69V68L7 69V66H8V68H9L10 65L12 66L13 64H14L13 66H14V68H15V66L19 63L18 65H19V66L21 65V66H20V67H21V70L24 68L23 66H25V65L27 66V68H31V69H32V67H34V68H33L34 70L32 69L33 72H32L31 70H29V71H31V72H29L28 69L26 68L27 70L24 69L25 73H23V72H21L20 67L17 65V69L20 70V71L18 70V72H21V73H18V72H17V73H18V76L20 77V80L17 81V79H19V78H18V76L16 75L15 70L12 68L13 71H14V73H15V79H16V80H15L14 78L11 80V78H10V80L8 81L9 76L11 77L10 74H11L12 71H7L8 73L10 72V74L8 75V73H7V75H8V79L6 78V79L3 80V81H6V80H7L8 85H9L10 83H12V82H15V83H12V84H19L18 82H19V81L21 82V78L24 76V74L28 75L29 73H30V75H29L30 78H33V77H32L33 75H37V77L40 76V77L38 78L39 80L37 79L36 76H34L35 78L30 79L31 81H32V80L35 81L36 79H37L38 81H40V80L42 81V79L44 78V77L42 78V75H45L46 72H47L46 70L48 69V68H47V69H45V68H46V66H48V64L50 63L48 60H50V58H51V60H52L54 57L52 58V57H50V56H55V55H54V54L52 55L51 53H48V52H50V51L52 50V48L50 49V51L47 49L45 52L48 51L47 53H48V54H51V55L49 56V55L46 54V55L49 56L50 58H48V60H46V61H47V64H46V61H45V59H47V58H45V59L43 60V61H44V64H43V62L41 63V64H43V65H41L40 62L38 61V60H40V59L37 60V56L35 57V55H37V52H39V51H37L36 48L40 45V44H39L37 47L35 46V45L38 43V41H39V39H37L38 36H36L35 34H36L37 31L40 30V28H41L40 26H42V23H41V22L45 23L46 20H45V18H44V19H41V22H39V23H38V22L35 23V20H37V17H38V16L36 15V18H35V17H34L35 14H34L33 12L35 11V9H38L37 6H39L40 4H45V5H48V6L52 7V6H54V5L56 6V4H58V3L60 4V2H61L62 0H6ZM63 1H64V0H63ZM74 1H75V3H76L78 0H77V1L74 0ZM80 1H81V0H80ZM83 1H85V0H83ZM83 1H82V5H83V4H86V6H88V5H87V2L83 3ZM198 1H199V0H198ZM201 1L204 2L205 0H201ZM245 1H246V0H245ZM248 1H249V0H248ZM250 1H253V0H250ZM254 1H255V0H254ZM1 2H3L4 5H3ZM7 2H5L4 0H0V4H2V6H5V5L7 6ZM9 2H8V3H9ZM21 2H22V3H21ZM72 2H73V1H72ZM72 2H71V3H72ZM199 2H200V1H199ZM246 2H247V1H246ZM256 2H258V1L256 0ZM262 2H264V1H262ZM73 3H74V2H73ZM200 3L202 4V2H200ZM248 3H249V2H248ZM248 3H247V4H248ZM250 3H251V2H250ZM260 3H261V1H259V6H260ZM20 4H21V5L23 4V5H22V7H23L22 10H21V8H20ZM79 4L81 5V3H79ZM251 4H253V2H252ZM262 4H263V3H262ZM262 4H261V5H262ZM75 5H77V4H75ZM75 5H74V6H75ZM80 5H79V6H80ZM244 5H246V3L243 4V6H244ZM255 5H257V4H255ZM6 6H5V8L8 9V7H6ZM8 6H9V5H8ZM70 6H71V7H70ZM74 6H72V4H69L68 7H67V13H68V9H70V8H72V7L74 8ZM77 6H78V5H77ZM83 6H84V5H83ZM83 6H82V7H83ZM86 6H85V7H86ZM246 6H247V5H246ZM10 7H13V6L10 5ZM10 7H9V8H10ZM56 7H57V6H56ZM82 7H81V9L83 10ZM248 7H250V6L248 5L247 8H248ZM251 7H252V6H251ZM3 8H4V7H3ZM5 8H4V9H5ZM75 8L78 9V7H76V6H75ZM88 8H89V7H88ZM253 8L256 9L255 6H253ZM253 8H251V10H252ZM47 9H48V8H47ZM77 9H75V10H77ZM81 9H80V12H79V9L77 10L78 13H77V11L75 12V10L73 11L72 9H70V10L73 11V14H72V12H69L68 14L70 15V13H71V16L73 15L72 17H76V18L73 19V20H71V18H70V21H74L75 23L77 22L79 16L81 15ZM1 10H2V9H1ZM8 10H9V9H8ZM39 10H40V9H39ZM49 10H51V9H49ZM49 10H47V11H49ZM54 10H55V9H54ZM84 10H85V12H86V10H88V9L85 8ZM84 10H83V11H84ZM115 10H116V9H115ZM244 10H245V8L243 9V11H244ZM251 10L248 9L247 11H251ZM256 10H257V9H256ZM9 11H10V10H9ZM51 11H52V14L50 15V14H49L50 12H49L48 14H49V15L51 16V18H52V17H54V15H56V13L54 14V13H53L54 11H53V10H51ZM83 11H82V13H85V12H83ZM112 11H113V10H112ZM112 11H111V12H112ZM117 11H119V10H117ZM258 11H259V10H257V12H258ZM2 12H3V10H2ZM4 12H6V11H4ZM55 12H57V9L55 10ZM63 12H65V11L62 10V13H63ZM74 12H75V13H74ZM120 12H121V10L119 11V13H120ZM257 12H256V13H257ZM260 12H261V11H260ZM6 13H7V12H6ZM8 13H11V12H8ZM67 13H66V14L63 13V15H64V14L67 15ZM76 13H77V15H76ZM112 13H114V14H113L112 16H110V18L103 20L105 23H106V20L108 21V22L106 23V27H105V25L103 26V24H105V23H104L103 21H101L103 27L101 26V22H100L99 24H97V25H99V26L102 27L103 29L100 28L101 30L98 29L99 31H97L95 28H93V29L91 28V31L93 30V31L96 32V34H95V33L92 31V32H93L92 34H95V36L93 35V37H95V38H93V37L91 38V42H90V43H92V46L94 45V43H93L94 40H92V39H96L97 44H103V41H101V39H102L104 36H106V30L104 31V27H105V28H108V29H114V30H117V29L119 28V26H120L121 24H123V23L126 21L125 18H122V16H119V15L117 14L118 12L116 13V11H114V12H112ZM250 13H251V12H250ZM252 13H254V12L252 11ZM4 14H5V13H4ZM42 14H44V12L41 13V15H42ZM46 14H47V13H46ZM48 14H47V15H48ZM116 14H117V15H116ZM243 14H246V13H243ZM260 14H261V13H260ZM260 14H259V16H260ZM262 14H264V13L262 12ZM47 15H46V16H47ZM49 15H48V16H49ZM52 15H53V16H52ZM57 15H60L59 12L57 13ZM69 15H68V16H69ZM78 15H79V16H78ZM123 15H124V14H123ZM254 15H255V14H254ZM257 15H258V14H257ZM50 16L47 17V19L50 18ZM77 16H78V18H77ZM243 16H244V15H243ZM246 16H247V15H245L244 18H245V20L248 21V23H249L250 17H249V20H248V17L246 18ZM248 16H249V15H248ZM251 16H252V15H251ZM262 16L264 17V15H262ZM262 16H260V17H262ZM3 17H4V16H3ZM33 17H34L35 19H34ZM42 17H44V16H42ZM60 17H61V16H59V18H57V17H55V18H57V20H58V19H62V17H61V18H60ZM124 17H125V15H124ZM260 17H259V18H260ZM38 18H41V16L38 17ZM51 18H50V19H51ZM67 18H68V17L66 16V17H65V21H66V20H69V18H68V19H67ZM3 19H6V18L4 17ZM33 19H34V21H33ZM50 19H48V20H50ZM76 19H77V20H76ZM123 19H125V20H123ZM252 19H256V18L253 17ZM7 20H8V19H7ZM10 20H9V21H10ZM42 20H45V21H42ZM48 20H47V21H48ZM53 20H54V18L51 19V21H53ZM55 20H56V19H55ZM55 20H54V22L57 21V20H56V21H55ZM63 20H64V18H63ZM2 21H3V20H2ZM4 21H6V20H4ZM32 21H33L34 23H33ZM37 21H39V20H37ZM59 21H60V20H59ZM246 21H245V23H246ZM259 21H260L262 24H264V20H259ZM74 22H73V24H74ZM251 22H252V21L250 20V23H251ZM253 22H254V21H253ZM253 22H252V26H253ZM1 23L3 24V22H1ZM4 23H5V22H4ZM30 23H33V24H31L32 26H33V25L36 26V25L38 24V28H37V27L34 28V29H36L35 34L31 33L30 31H28V32H30V33L27 32V30L30 28V26H29V28H27V26H28ZM61 23H62V24H61ZM67 23H68V22H67ZM77 23H78V22H77ZM254 23L256 24L257 21L254 22ZM40 24H41V25H40ZM59 24H60V25H59ZM59 24H57L59 27H60L61 25H63V27H61L60 29H58V32H60V31L62 30V32H60V33L63 34V32H64V35H67L68 32H69V30H70V31H72V32L74 33V31H73L74 29L71 30V28H72V27H71V23H70V25H68V24H66V22H65V24L69 26V28H68L69 30H67L68 32L66 31L67 27H66V25L63 24V21H61ZM255 24H254V25H255ZM9 25H10V24H9ZM76 25H79V26H80V23H79V24H76ZM76 25H72V26H76ZM94 25H96V24H94ZM97 25H96V26H97ZM124 25H125V24H124ZM124 25H123V26H124ZM225 25H226V24H225ZM247 25H248V24H247ZM0 26H1V25H0ZM35 26H34V27H35ZM53 26H54V25H53ZM58 26H56V29L59 28ZM64 26H65V27H64ZM223 26H224V25H223ZM249 26H250V25H248L247 27H249ZM258 26H259V25H257V27H256V25H255V26L253 27V29L256 27V28H258L257 30H259V31L256 30L257 33L260 32V31H261L260 34H261L262 32L264 33V29H263V28L261 29V27H262L263 25L261 26V24H260V29H259ZM70 27H71V28H70ZM81 27H82V26H81ZM97 27H98V26H97ZM263 27H264V26H263ZM62 28H63V29L65 28V30H63ZM76 28H78V27H76ZM82 28H84V27H82ZM82 28H81V29H82ZM98 28H99V27H98ZM212 28H213V27H212ZM212 28H210L209 30H211ZM215 28H216V30H217V27H215ZM215 28H214V29H215ZM251 28H252V27H251ZM251 28H250V29H251ZM8 29H9V27H8ZM32 29H33V27H32ZM34 29L31 30V28H30V30L33 31V32L35 31ZM38 29H39V30H38ZM56 29H55V30H56ZM55 30H54V31H55ZM59 30H60V31H59ZM78 30H80V29H78ZM209 30H208V31H209ZM251 30H252V29H251ZM262 30H263V31H262ZM54 31L52 32V36L54 35L53 33L56 32V31H55V32H54ZM75 31H77V30H75ZM80 31H81V30H80ZM80 31H79V32H80ZM208 31H207V32H208ZM211 31H213V32H212L213 34L216 32V34L218 35V33H219V32H218L219 30L214 32V30L212 29ZM247 31L249 32V29H247ZM256 31H255V32H256ZM4 32H5V31H4ZM7 32H8V31H7ZM66 32H67V33H66ZM72 32H69L71 35L68 34V35H67L68 37L66 36L67 38H65V39L68 40V39L71 38L73 41H70V40H71V39H70V40H69L70 42L68 41L70 44H71V42H74V41L77 42V41H78V44L80 45V43H81V42L79 43L80 39L76 40L77 37H76L74 34L72 35ZM89 32H90V30H89ZM89 32H87V34H88ZM252 32H253V31H252ZM60 33H58V37H57V38H58V41H59V39H60L59 36H61ZM80 33H81V32H80ZM80 33L77 32L78 35H79ZM108 33H109V32H108ZM208 33L211 34L210 31H209ZM30 34H32V36H31ZM85 34H86V31H84V33H83V32L81 33V35H85ZM90 34H91V32H90ZM204 34H206V33H204ZM221 34H222V33H221ZM221 34H220V35H221ZM254 34H255V33L253 32L252 35H254ZM27 35H28V36H27ZM50 35H51V34H50ZM64 35H62V38H61V39H63V38L65 37ZM78 35H77V36H78ZM217 35H215L214 37H217ZM261 35H262V34H261ZM29 36L33 37V39H34V37L36 36V37H35V40L37 39V43H36V41H34L33 39H30V40H32V42L27 41L29 38H31V37H29ZM52 36H51V37H52ZM54 36H57V32H56V34H55ZM54 36H53V37H54ZM63 36H64V37H63ZM71 36H72V37H71ZM73 36L76 37V38L74 37L75 40H74ZM79 36H80V35H79ZM79 36H78V37H79ZM86 36H87V35H86ZM86 36H82V37H83V38H82L83 41H85V38L88 37V36H87V37H86ZM91 36H92V35H90V37H91ZM164 36H165V35H164ZM208 36H209V35H208ZM218 36H219V35H218ZM263 36H264V35H263ZM53 37H52V39L50 38L51 41H52V40H57V38H54V39H53ZM69 37H70V38H69ZM84 37H85V38H84ZM205 37H206V35H205ZM209 37L212 38L213 36L210 35ZM221 37H223V36H221ZM252 37H253V36H252ZM257 37H258V35H257ZM257 37H256L255 39H257L259 42H257V40L255 41V39H253V38H252V39H253L256 43H259V45H261V43H260L261 39H259V38H261V37H259V38H257ZM26 38H27V39H26ZM79 38H81V37H79ZM203 38H204V37L202 36V40L205 42V40H206L207 38H206V39L204 38L205 40H204ZM61 39H60V40H61ZM89 39H90V38L88 37V40H89ZM140 39H141V38H140ZM222 39H223V38H222ZM222 39H221V40H222ZM248 39H249V38H248ZM252 39H251V40H252ZM263 39H264V37H263ZM48 40H49V39H48ZM66 40H65V42H66ZM141 40H142V39H141ZM49 41H50V40H49ZM49 41H48V42L46 41V45L49 43V45H50V47H51V44H52V43H50L51 41H50V42H49ZM86 41H87V39H86ZM134 41H135V40L133 39L131 42H134ZM203 41H202V42H203ZM222 41H223V40H222ZM247 41H248V40H247ZM263 41H264V40H263ZM263 41H261V42H263ZM27 42H28L29 44H31V46H29V44H25V43H27ZM59 42H60V41H59ZM94 42H95V41H94ZM96 42H95V47H96V45H97ZM126 42H128V41H126ZM135 42H137L136 44H138V38H137V41H135ZM212 42H213V41H212ZM252 42H253V41H252ZM35 43H36V44H35ZM66 43H67V42H66ZM69 43H68V44H69ZM82 43H84V42H82ZM82 43H81V44H82ZM87 43H88V42H87ZM169 43H170V42H169ZM225 43H226V42H225ZM56 44H57V43H56ZM61 44H62V45H61V52H63V54H64V50H65V49H68L69 46H68V44H65V45L68 46V47L65 48V47L63 46V45H64L63 40H61ZM73 44H74V45H72L73 47L70 46V48H69L70 50H71L72 48H75V49H73V51L75 52V50H78V54H79V52H82V51L85 52V53L88 52V51H85V49H87L86 46L89 45V44H87V45H85V43L82 44V45H84L83 48L85 47L84 50H82V49H83V48L81 47L82 45L80 46L81 48H79V46L77 47L76 43H73ZM126 44H127V43H126ZM253 44L256 45V47L254 46L255 49L257 48V46H259L258 44H255V43H253ZM262 44H263V43H262ZM26 45L28 46V50L26 49L27 51H26V52H23L24 47L27 48ZM32 45H33V46H32ZM46 45L44 44V46L47 48ZM57 45L60 47L59 44H57ZM134 45H135V44H134ZM62 46H63L64 48H62ZM90 46H91V45H90ZM226 46H227V45H226ZM42 47H43V46H42ZM45 47H44L43 49H46ZM87 47H88V46H87ZM261 47H262V46H260V48H259V47H258V48L261 50ZM76 48H77V49H76ZM78 48H79V49H78ZM91 48H92V47H91ZM97 48H98V49H97ZM97 48L94 49V51H96V52H94L95 54H94V55H91L92 58H93V57H95V59L97 58L96 60H94V58H93L94 62H96V63H98V62L101 60V57H102V55H100V56H101V57L99 56L100 60H98L99 58H98V56H97V53H98V51L101 52V50H99V49H101V47L99 46V47H97ZM258 48H257V49H258ZM43 49H41V50H43ZM59 49H60V48H59ZM88 49H89V48H88ZM88 49H87V50H88ZM92 49H93V48H92ZM92 49H91V50H92ZM102 49H103V48H102ZM243 49H244V50L241 49L242 52L245 51V47H243ZM257 49H256V50H257ZM259 49H258V50H259ZM38 50H39V49H38ZM62 50H63V51H62ZM70 50H69V51H70ZM81 50H82V51H81ZM91 50H89L90 53H91ZM229 50H230V49H229ZM52 51H53V50H52ZM52 51H51V52H52ZM65 51H66L65 53H69V51H67V50H65ZM71 51H72V50H71ZM223 51H224V50H223ZM22 52H23V53H22ZM27 52H28V53H27ZM45 52L42 53L43 55L40 54L41 52L38 53V56H39V54H40V56H44V55H45ZM255 52H256V54H257L259 51H258V52L255 51ZM260 52L263 53V50L260 51ZM260 52L258 53L259 56H262V57L264 58V56H263L264 54H262V53H260ZM24 53H25V54H26V53L29 54L28 56H27V54H26V57H28L27 60H26V58H22V56H24V55H21V54H24ZM52 53H54V52H52ZM70 53H72V52H70ZM75 53H76V55H77V52H75ZM88 53H89V52H88ZM236 53H237V52H236ZM86 54H87V53H86ZM92 54H93V52H92ZM99 54H102V53H99ZM246 54H247V53H246ZM258 54H257V55H258ZM261 54H262V55H261ZM30 55H31V57H33V58H35V59H32V58L30 57ZM33 55H34V56H33ZM46 55H45V57H47ZM76 55L74 56V58H75L76 62L78 63V61L82 60V59H81L82 57L80 58V56H79V58H80V59H79ZM81 55H82V54H81ZM95 55H96L97 57H96ZM56 56H57V55H56ZM56 56H55L56 62H59V61H57L58 58H56ZM63 56H65V55H63ZM82 56H83L84 59H85V56H86V55H82ZM259 56H256V55H255V56H253V57H259ZM24 57H25V56H24ZM86 57H87V56H86ZM132 57H133V56H132ZM218 57H219V56H218ZM40 58H41V57H40ZM102 58H103V57H102ZM259 58H260V57H259ZM263 58H260V60L263 59ZM20 59H21V60H20ZM22 59H25V60H22ZM30 59H31V60H30ZM41 59H43V58H41ZM55 59H54V60H55ZM77 59H78V61H77ZM84 59H83V60H84ZM86 59H87V58H86ZM86 59L84 60L85 62H86V61H90V62L85 63V62H83V60H82V62L80 61V63H79V64L82 63V65L85 63L86 68H83L81 65L79 66V64H78V66H79L80 68H81V67L83 68V69H80V70H79V72L81 71V72H80L81 74L78 72L80 75H78L77 73H75V74H74L75 76L72 75L74 78H73L71 75H68V77L70 76V77H69V78H70V81H68L69 78L66 77V75H65L64 77H65V80H66V81H63V82H62V81L60 80V82L63 83L62 87H64V82H67V83H68V82L75 83V81H73L72 78H73L74 80H76V83L80 80V81H79L80 83H79V82H78V83H79L80 85L83 84V82L81 83V81L83 80V79H82V77H83V76H82V73H83V75H84V72H85L84 69H87V70L89 69V66H87V64L90 65V64H92V61H93V60L90 59V58H88V60H86ZM222 59H223V58H222ZM252 59H253V58H252ZM28 60H29V65H27L28 63H26V62H28ZM32 60H34V62H36L35 60H37L36 65H38V66H36V65H35L36 67L33 66L34 63L31 65ZM54 60H52V61H54ZM58 60H59V59H58ZM91 60H92V61H91ZM97 60H98V62H97ZM102 60H103V59H102ZM220 60H221V59H220V57H219V60H218V61H220ZM254 60H255V59H254ZM254 60H253V61H254ZM258 60H259V59H258ZM263 60H264V59H263ZM263 60H262V61H263ZM19 61H20V62H19ZM40 61H41V60H40ZM131 61H132V60H131ZM134 61H135V60H134ZM23 62H25L26 64H25V63L23 64ZM38 62H39V63H38ZM56 62H54V63H52V64L55 65ZM94 62H93V65H92V67H91V68H92L91 70H92L93 73H94L95 71H96V72L92 75L91 70H90V74L92 75V76H91V75L89 74V71H88L87 74H89L92 78L90 77L91 80H89V78H88L89 75H88V76H87L88 79H87V78H86V79L89 81V83H88L87 80L85 81V82H86L85 86L88 85L89 88H88L87 86H86V87H85V86H77V85H79L78 83H77V84H76V83L73 84V85L75 86V87L73 88V87H72L73 85L70 86L72 83H71V84L69 83V85L65 83L66 86H67V85L69 86V87L67 88V90H68V92H67L66 89H64V88L62 89V87H59V89L61 88L60 91L62 90V91H61L62 93H58V95H61V99H62V100L60 99V101H61L62 103L59 102V99H58L59 96L57 95V93H54V92H56V91L53 92L54 94H56V96H54V95H52V90L48 88L49 86H50V88H52V84H53V83H54V86L56 85L55 83L58 84L57 86H55V87L57 88V90H58V86H60L59 83L57 82L58 80L55 78L56 76L54 77V74H53L54 70H53V72H52V70H51L52 75H53L54 78L51 79V78H52V76H50L51 74H50V75L47 74V75H49V76L51 77V78H50V77L48 76V77H49V80H48V78H46L48 81H50V79H51V81H52L53 83H52V84H48V83H46V86H45L47 89H49V90L51 91V94H50L49 92H44V91H43L44 89H45V91H49V90H47V89L44 87L45 84L43 85V83H45V82L47 81V80H44L45 78L43 79L45 82H43V81L41 82V81H40V83H42V86H40V88H42V89L44 88V89L42 90V89H40L39 87L36 86V89H37L38 91H37V90H33V92L36 91L35 93H37V92L40 93L41 91H39V90H42L41 93L44 92L45 99H47V98H46L47 96L45 95L46 93L50 94V95L52 96V99H53V96L57 98L55 108H53V109H52L53 106L51 107V109H49V108H50V103H49V105L46 103L47 101H49V102L51 101L50 96H49L48 94H47V95L49 96V99H47L46 101H43V100H45L43 95H42V96H43V100H42V97L39 96V95L41 94V93H40L38 96H35L36 98L39 97V98H38V99H39V100H38L39 102H36V101H34V102L38 103L37 105H39V103H40V105H39L40 107H41V106H43V107H45V106H49V108H47V109H49V110H48L47 112H45V115H44L43 117L46 118V119H48V120H50V119L52 120V122L49 121V125H50L51 127H50V126H48V127H50V128L53 129V132H52V133H53V136L58 134V136L55 138V139H58V144H57L56 141L54 142V141L52 140V139H53V136L51 135V132H47V131L45 130V129H46V126H44V125H45V124H44L45 120H44V118L41 116V113H44L42 107L40 108L39 106L35 105L37 108H38V107L40 108V109L35 108L37 111H39L38 113H40L41 111H43V112H41V113L39 114V116H40L41 118L36 114V116H35V120H34V118L32 119V117H34V116H30V115H31L30 112H32L33 108L29 105L28 102H26V103H28L27 105H29V107H31V110H30L29 115H28V117H27V116H25V115H26L25 113L28 112L27 110L30 109V108H28V109L26 108L27 110L25 109L26 112H24L22 116L25 117V120H27V119L29 118V119H31V120H34V122H36V123H38V124H40V123H41V124H44V125H43V126H44L43 128H45V129H43L41 125H40L41 127H40L38 124H36V125H38L39 127L36 126L35 123H33V121H30V120H29L32 124H31L30 122H28V120L26 121V122L30 123V124L26 123V125L28 124V126H29V125H32V126H33V124H34V125L37 127L38 131H36V128H35V131L38 133V134H37L38 136H41V135L44 136L45 134H46V135L49 134L48 137H47L46 135H45V136H46L48 139H51V140L53 141V143H55L54 145H52L53 143H51L50 140H48L47 138L44 137L46 140H48L47 143H46V144H48V145H47V146H45L46 144L43 145L44 147L47 148V149H45V151H50V152H51V149H50V148H54V149L57 151V149H58V148L56 149V147H58L57 145H59L60 143L63 145V146L61 145V146H62V149H60V150L58 149L59 152H58V151H57V152H54L55 150L52 149V151H53V150H54V151L51 152V153H55V154H50L49 152H45V153H43L44 151L41 152L40 149H36V150H40L41 153H40V152H39V153H40L41 155H42V154L46 155V154L48 153V154L46 155L47 157H48V156H49V157H50V156L53 157V155H55V156H54V158H55V162H54V164H49V167H48V168L51 169V167H52V170H55V169H54L55 167H53V166H57L58 164L56 165L55 163H58V162H59V164H61V165L64 164V165H62V167H61V165H60V166L58 165L56 168L59 167L60 170H58L59 168L56 169V170H58V171L61 172V169L63 168V169H65V172H67V169H68V168H66V166H67V165H68V166L70 165V163H69L68 161L71 160V159H68V161H67V159H65V160H66V161H65L64 158H63V159L61 158V159L63 160V162H64V163H63V162H60L61 159L59 160L58 158H60V157H66V158H67V156H69V155H67V156H64V155H65V152H68L69 147H70V149H71V148H73V149L75 148V149H76V146H77V147H78L77 149H79V150H73V151H78V153L81 152V151H85L84 153L81 152L82 156L86 157L85 155H88V158L91 159V160L93 159V158H91L92 156H93V157L95 156V157L97 158V160H98V159H100L101 157H103V156L105 155V156H104L105 158H101V159H102V161H103V164H104V162H106V163H105L103 166L100 165V163L98 164L99 166L97 165V168L100 169V171H101V172H100V171L97 169V170H98V173H97V174H99V175H97V178H98V179L100 178L101 180L99 179V181H98V179H97L96 182H95V184L97 183V181H98V183H100V181H102L103 183H105V182L107 181V183H106V184H103V185L107 187V185H109L108 183H110L111 187H113L112 184H115V182H116L117 180H118V182H119V180H120V181H122V183H123V180H124L123 178H125V176L127 177V175L125 174L124 170H122V171L120 170L121 173L123 172L121 175H123V174H125V175H123V177H122V176L119 174L120 172H117V176L120 175V176H121V179H119L120 176H119L118 178L116 177V169L118 168V167L116 168V163H115L116 161H113V162L115 163V164H114V163L112 162V158H109V161L107 160V159H108V157L106 156V155H107V153H106L107 150H106L105 146H102V145L100 144L101 141H102V139H100V137H101L100 135H101V134L98 135L99 138L97 137V133L99 134L100 130H99V132H96V134L91 133L90 131H88V130H89V129H87V128H88V125H89V126H92V125H91L90 123H88V124L86 123V124H85V122H84L85 120H84V118H83V108H82V107H83V104L88 103V102H89V103L92 102V101H89V100L92 99V97L90 98V96L92 95V93H94V91L99 90V88H101V87H99L98 85L101 84L102 81H104L103 79H106V80H107V77H108V76L106 75V77L104 78V75H103L104 72H102V73H101V75H102V77H103V79H101L102 81L100 80L101 77L98 79L97 73H98V75H99V72H100L99 70H101V68H98L99 70H98V72H97L96 68L93 67V66H94ZM254 62H255V61H254ZM16 63H17V64H16ZM20 63H22L23 66H22V64H20ZM89 63H90V64H89ZM220 63H221V62H220ZM15 64H16V65H15ZM39 64H40L41 66H40ZM45 64H46V65H45ZM98 64H99V63H98ZM222 64H223V63H222ZM256 64H258V63H256ZM49 65H50V64H49ZM54 65H52V66H54ZM95 65H96L95 67L99 66V65H97V64H95ZM13 66H12V67H13ZM29 66H32V67H29ZM50 66H51V65H50ZM56 66H57V65H56ZM56 66H55V67H56ZM83 66H84V65H83ZM85 66H84V67H85ZM18 67H19V68H18ZM22 67H23V68H22ZM37 67L41 70V71L39 70V73H43V71H46V72H44V74H41V75L39 74V75H38V72H37L38 69H37ZM10 68H11V67H10ZM10 68H9V69H10ZM41 68H42V69H41ZM191 68H192V67H191ZM227 68H228V67H227ZM35 69H37V70H35ZM44 69H45V70H44ZM180 69H181V68H180ZM7 70H8V69H7ZM83 70H84V71H83ZM94 70H95V71H94ZM181 70H184V72H187V70L185 71L184 68H182ZM208 70H209V69H208ZM208 70H207V71H208ZM3 71H5V70H3ZM16 71H17V70H16ZM22 71H23V70H22ZM27 71H28V73H26ZM34 71H35L36 73H34ZM48 71L50 72V70H48ZM82 71H83V72H82ZM101 71H102V70H101ZM203 71H204V70H203ZM228 71H229V70H228ZM228 71L226 70V72H228ZM1 72H2V71H1ZM5 72H6V71H5ZM179 72H180V71H179ZM179 72H178V73H179ZM184 72L182 71V72H180V73L182 74V73H184ZM192 72H193V71L191 70V72L189 71L188 73L192 74ZM197 72H198V73H200V72L202 73V71H195V73H197ZM212 72H213V70H212ZM214 72H215V71H214ZM241 72H242V71H241ZM246 72H247V71H246ZM47 73H48V72H47ZM201 73L198 74V75H192V76H190V74H188V75L183 74V75H182V79H183V81H184V78H183L184 75L187 76L186 79L188 78V80H189V81H188L189 85H187V86H188V90H189L190 92H189V91H188V92H189L190 94L193 92V93L197 94V96H198V94H199V99H200V98H203L202 96H204V95L206 96L207 94H210V93L212 94V92H213V90H214V96H215L216 98H217V97L220 98V97H221V96H220V95H221L220 93H222V91L219 92V90H221V88H222V87H220V86H223L225 83H229L230 81H228V82L226 81V82L222 85V82H224V81H222V80L219 78L220 81H222V82H221L220 84H218L219 81H218V83H217V82L214 83V84H217V85H218V86L215 85V86H217V87L215 88L214 84H210V83H211V82H210V80H211L210 77H211V76H212V77H213V76H218V77L220 76L221 78H222V77L225 78V74H224L223 72H220V71L217 73L218 75H216L215 73H214V74H210V75L208 76V77L210 78V80H209V81H206V78H207V80H208V77H207L208 74L206 75V73H205V75H206V78H205V77H203V76H205V75H202V74H204V73H202V74H201ZM221 73H223L224 76H221V75H222ZM229 73H230V72H229ZM237 73H238V72H237ZM20 74H21V75H20ZM32 74H33V75H32ZM55 74L57 75V73H55ZM58 74H59V72H58ZM76 74H77V75H76ZM114 74H115V73H114ZM181 74H180V76H181ZM219 74H220V75H219ZM227 74H228V73H227ZM7 75L4 76V78L7 77ZM12 75H13V73H12ZM22 75H23V76H22ZM59 75H62V74H59ZM95 75H96V77H95ZM101 75H100V76H101ZM13 76H14V75H13ZM77 76H80V78H79V77L77 78ZM234 76H235V75H234ZM45 77H46V75H45ZM60 77L63 78V76H59V79H60ZM75 77H76V78H75ZM93 77H95V78H93ZM111 77H112V76H111ZM111 77L109 76L108 79H110ZM218 77H217L216 80H219ZM246 77H247V76H246ZM27 78H28V77H27ZM27 78H26V79H27ZM57 78H58V77H57ZM161 78H162V77H161ZM177 78H179V75L177 76ZM239 78H240V77H239ZM23 79H24V78H23ZM26 79L24 80L25 82L28 81V79H27V80H26ZM63 79H64V78H63ZM245 79H246V78H245ZM251 79H252V78H251ZM14 80H15V81H14ZM30 80H29V81H30ZM37 80H36V81H37ZM56 80H57V81H56ZM110 80H112V78H111ZM179 80H181V79H179ZM224 80H225V79H224ZM228 80H230V79H228ZM255 80H256V79H255ZM11 81H12V82H11ZM31 81H30V82H31ZM36 81H35L34 83L37 84ZM48 81H47V82H48ZM54 81H55V82H54ZM212 81L215 82V80H213V79H212ZM238 81H239V80H238ZM257 81H258V80H257ZM9 82H10V83H9ZM16 82H17V83H16ZM22 82H23V81H22ZM30 82H29V84H31L32 87H30V85L27 84L28 82H27L26 84H27L28 88H32V89H33V86H34L33 84H34V83L32 84V83H30ZM32 82H33V81H32ZM90 82H91V83H90ZM104 82H105V81H104ZM133 82H135L134 79H133ZM133 82H132V84H133ZM136 82H138V81H136ZM136 82H135V83H136ZM213 82H212V83H213ZM249 82H251V80H249ZM4 83L6 84V82H4ZM50 83H51V82H50ZM62 83H61V84H62ZM184 83H186V82L184 81ZM36 84H35V85H36ZM38 84H39V83H38ZM38 84H37V85H38ZM137 84H139V82H138ZM140 84H141V83H140ZM182 84H183V83H182ZM186 84H187V83H186ZM186 84H185V85H186ZM244 84H245V83H244ZM247 84H248V83H247ZM10 85H11V84H10ZM39 85H41V84H39ZM48 85H49V86H48ZM83 85H84V84H83ZM133 85H134V84H133ZM183 85H184V84H183ZM219 85H220V86H219ZM251 85H252V84H251ZM262 85H263V84H262ZM47 86H48V87H47ZM54 86H53V87H54ZM66 86H65V87H66ZM90 86H91L93 89H91ZM104 86H107V85H104ZM104 86H102V87H104ZM108 86H109V85H108ZM108 86H107V87H108ZM135 86H136L137 88H136ZM140 86H141V85H139V87H140ZM187 86H185V87L187 88ZM213 86H214V87H213ZM227 86H228V85H227ZM242 86H243V85H242ZM255 86H256V85H255ZM263 86H264V85H263ZM70 87H71L72 89H70ZM76 87H77V88H76ZM98 87H99V88H98ZM109 87H110V86H109ZM133 87H135L134 90H137V89H138L139 91H142V90H143V89L140 90V88H139L138 85H136V84H135ZM218 87H219L220 89H219ZM231 87H233V86H231ZM14 88H15V87H14ZM16 88H17V87H16ZM34 88H35V86H34ZM38 88H39V89H38ZM214 88H215V89H214ZM227 88H228V87H227ZM254 88H256V87H254ZM261 88H262V87H261ZM54 89H55V88H54ZM90 89L93 90V92L90 91ZM103 89H104V88H103ZM159 89H160V88H158L157 91H159ZM217 89H219L218 92L216 91ZM225 89H226V88H225ZM241 89H242V88H241ZM263 89H264V88H263ZM263 89H259V91H260V90L263 91ZM63 90H65V91H63ZM138 90H137V91H138ZM162 90H163V89H161V91H162ZM58 91H59V90H58ZM100 91H101V89H100ZM157 91H156V94H157ZM161 91H160V93H161ZM163 91H164V90H163ZM215 91L219 94V96H218V95H217V96L215 95V93H216ZM224 91H225V90H224ZM63 92L65 93L64 95L67 94L68 97H70V98L67 97V98H66L67 100H65V99H64L65 96H62ZM133 92H134V91H133ZM186 92H187V91H186ZM245 92H246V91H245ZM256 92H257V91H256ZM260 92H261V91H260ZM260 92H259V93H260ZM96 93L99 94L100 92H99V93L96 92ZM96 93H94V94L92 95V96H93V100H95V97L97 96V95L95 96ZM160 93H158V94H160ZM163 93H164V92H163ZM172 93H173V92H172ZM174 93H175V92H174ZM166 94H167V93H166ZM166 94H164V96H163L164 98L162 99V100H164V101H165V96H166ZM224 94H225V93H224ZM261 94H262V92H261ZM67 95H66V96H67ZM69 95H70V96H69ZM200 95H201V97H200ZM255 95H256V94H255ZM257 95H258V94H257ZM259 95H260V94H259ZM259 95H258V96H259ZM57 96H58V97H57ZM94 96H95V97H94ZM167 96H168V95H167ZM182 96H183V94H182ZM205 96H204V97H205ZM208 96H209V95H208ZM212 96H213V95H211V96H209V97L212 98ZM253 96H254V95H253ZM35 97H32V99H34ZM179 97H180V96H179ZM209 97H207V98L210 99ZM89 98H90V99H89ZM97 98H98V96H97ZM110 98H111V97H110ZM166 98H167V97H166ZM180 98H182V97H180ZM183 98H184V97H183ZM191 98H192V99H193V98L195 99L196 96H195V97L192 96ZM40 99H41V102H42V101L44 102V103L42 102L43 104H47V105H43V104L40 102ZM63 99H64V100H63ZM69 99L71 100V103L68 102ZM78 99H79V100H78ZM87 99H89V100H87ZM167 99H168V98H167ZM173 99H174V97H173ZM194 99H193V100H194ZM196 99H198V97H197ZM196 99H195V100H196ZM199 99H198V100H199ZM256 99L258 100V98L255 97V100H256ZM70 100H69V101H70ZM77 100H78V101H77ZM85 100H87L88 102H85ZM99 100H100V99H99ZM135 100H136V98H135ZM154 100H155V99H154ZM180 100H181V99H180ZM195 100H194L195 104H196V102H197L196 105H198L200 108H202V107H201V105H199V104H204V103L206 104V102H207L205 99H201V100H200L201 103H200L198 100H196V101H195ZM260 100H262V99H260ZM28 101H29V100H28ZM32 101H33V100H32ZM57 101H58V102H57ZM96 101H97V99H96ZM96 101H94V102H96ZM172 101H173V100H172ZM183 101H184V100H183ZM183 101H182V102H183ZM262 101H263V100H262ZM30 102H31V100H30ZM51 102H52L51 105H53V103L55 104V101H54V100L51 101ZM94 102H92V105H93V106H94V104H95ZM184 102H186V101H184ZM184 102H183V103H184ZM198 102H199V103H198ZM202 102H203V103H202ZM257 102H260V101H257ZM31 103H32V102H31ZM58 103H59V106H61V108H60L59 106L57 107ZM93 103H94V104H93ZM152 103H153V102H152ZM158 103H160V102H158ZM164 103H165V102H164ZM170 103H172V102H170ZM33 104H35V103H33ZM33 104H32V106H33ZM96 104H97V103H96ZM98 104H99V105H95V107H94L96 110L98 109V106H100V103H98ZM155 104H156V103H155ZM165 104H166V103H165ZM184 104L186 105V103H184ZM205 104H204V107H203V108H206V107H207L208 102H207L206 106H205ZM253 104H254V103H253ZM256 104H257V103H256ZM260 104H261V103H260ZM260 104L258 103V105H260ZM25 105H26V104H24V106H25ZM27 105H26V106H27ZM81 105H82V106H81ZM152 105H153V104H152ZM169 105H170V104H169ZM35 106H34V107H35ZM87 106H89V105H87ZM156 106H157V105H156ZM189 106H190V105H189ZM260 106H261V105H260ZM96 107H97V108H96ZM164 107H165V106H164ZM208 107H209V106H208ZM256 107H257V106H256ZM24 108H25V107H24ZM56 108H57V109H56ZM58 108H59V109H58ZM259 108H260V107H259ZM41 109H42V110H41ZM99 109H100V107H99ZM99 109H98V110H99ZM166 109H167V107H166ZM166 109H165V110H166ZM185 109H186V108H185ZM185 109L183 108L184 111H185ZM40 110H41V111H40ZM45 110H46V108H45ZM98 110L96 111L97 114H98V112H101L100 110H99V111H98ZM158 110H159V109H158ZM183 110H182V111H183ZM33 111H34V110H33ZM190 111H192V109H191ZM263 111H264V110H263ZM158 112H159V111H158ZM213 112H215V110H213ZM34 113H37V112H34ZM166 113H167V112H166ZM168 113H169V112H168ZM184 113H185V112H184ZM186 113H187V112H186ZM24 114H25V115H24ZM27 114H28V113H27ZM94 114H95V113H94ZM211 114H213V113H211ZM214 114H216V113H214ZM214 114H213L212 116L215 117ZM42 115H43V114H42ZM29 116H30V117H29ZM188 116H189V115H188ZM216 116H217V115H216ZM144 117H145V116H144ZM36 118H37V119H36ZM38 118H40V119H38ZM97 118L99 119V117H97ZM23 119H24V118H23ZM98 119H97V120H98ZM127 119H128V118H127ZM130 119H131V117H130ZM130 119H128V120H130ZM37 120H38V121H37ZM40 120H41V121L44 120V121L41 122ZM132 120H135V119L132 118ZM132 120H131L130 122L127 121V122L129 123V125L132 124V123H131V122H133ZM146 120H147V119H146ZM98 121H99V120H98ZM144 121H145V120H144ZM185 121H186V120H185ZM193 121H195V120H193ZM53 122H54L55 126H53L54 124H53V125L50 124V123H53ZM127 122H126L125 127H127V125H128ZM188 122H189V121H188ZM195 122H196V121H195ZM45 123H47V122H45ZM98 123H99V122H98ZM130 123H131V124H130ZM137 123H139V124H137ZM137 123H136V120H135V125H139V127H141V126H140V122L138 121ZM47 124H48V123H47ZM56 125H57L58 127H57ZM101 125H102V123H100V126H101ZM109 125H110V124H109ZM129 125H128V129H129V127H134V128H135V126H133V125H134V122H133L132 126H129ZM186 125H187V123H186ZM189 125H190V124H189ZM35 126H33V128H34ZM98 126H99V125H98ZM100 126H99V127H100ZM205 126H206V125H205ZM29 127H30V126H29ZM53 127H55V128H53ZM92 127H93L94 129H96V128H97V124L93 125ZM101 127H102V126H101ZM203 127H204V126H203ZM39 128H40V129H39ZM41 128H42V129H41ZM58 128H59V130H60V129L63 130L62 133H65V134H63L64 136L59 134V133H61V132L55 134V132H57V131H59V130H56V131H55L54 129H58ZM134 128H133V129H134ZM97 129H98V128H97ZM104 129H105V128H104ZM120 129H121V128H120ZM131 129H132V128H130V130H131ZM138 129H140V128H138ZM33 130H34V129H33ZM40 130H41V131H40ZM42 130H45L46 133L43 131V132L45 133V134H43V133H42ZM126 130H127V128H126ZM130 130H129V131H130ZM134 130L137 131V128H135ZM134 130H131V131L134 132ZM39 131H40V133H39ZM60 131H61V130H60ZM96 131H97V130H96ZM108 131H109V129H108ZM123 131H125V130H123ZM138 131H139V130H138ZM112 132H113V131H112ZM112 132H110V133H112ZM41 133H42V134H41ZM113 133H114V132H113ZM113 133H112V134H113ZM122 133H123V132H121V134L119 133V135H122L121 138L119 137V135H118L117 133H115V134L113 135L114 138H115V136H116V137L118 136V138H115V139L118 140V141L116 140L117 142L121 141V142H120L121 144H119V145H122V148L125 147L126 145L129 146V145L131 144V142H132L131 140H134V141H133V144H134V142H135L136 144H134V145H135V147H137L136 145H138V144H137L136 140H137V138H138V141H140V142H138V143H140L139 145H141V149H144V150H145L144 146L142 147V145H143V141H142V140H144V139H141V138H140L141 136L139 137V135H140L141 133L139 134V132H137V133L135 132L136 135H134V136H135V137L137 136V137L135 138V137L133 136L134 139L131 137V136L133 135L132 133H131L132 135L128 137L129 139H127V138L125 137V136H127L126 133H129L128 135H130V132H128V130L125 131V133H123V134H122ZM135 133H134V134H135ZM116 134H117V135H116ZM125 134H126V135H125ZM137 134H138V135H137ZM50 135H51V136H50ZM60 136H63V137L61 138ZM41 137H42V136H41ZM49 137H52V138H49ZM54 137H55V136H54ZM58 137H59V138H58ZM64 137H65V138H64ZM122 137H123V138H122ZM124 137H125V139H124ZM130 137H131L132 139H130ZM44 138H41L40 140H44ZM60 138H61L62 140H63V138H64V139H65L64 141H66V139L70 140V138H71L72 141H74L75 143H73L72 141H70V142H72L74 145L72 146V145H71L72 143H71L70 146L68 145V146H69V147H68V146H65V142H64V144H63L62 142H60ZM101 138H102V137H101ZM114 138H113V139H114ZM142 138H143V137H142ZM146 138H147V137H146ZM36 139H38V138H36ZM46 140H44V141H42V142H46ZM99 140H100V141H99ZM125 140H126L127 143L125 142ZM128 140H130V141H128ZM170 140L173 141L174 139H169V142L167 143L168 146H169V145L171 146V144H173V142L171 143ZM113 141H115V140H113ZM116 141H115V142H116ZM141 141H142V143H141ZM146 141H147V140H145V142H146ZM42 142H40V143H42ZM59 142H60V143H59ZM99 142H100V143H99ZM103 142H104V141H103ZM115 142H114V143H115ZM128 142H129V143H128ZM166 142H167V141H165V143H166ZM174 142H175V140H174ZM49 143H50L53 147H52ZM169 143H171V144H169ZM43 144H44V143H43ZM56 144H57V145H56ZM67 144H69V141H68V143H66V145H67ZM75 144H76V146H75ZM133 144H132V145H133ZM103 145H104V144H103ZM124 145H125V146H124ZM132 145H131V146H132ZM139 145H138V146H139ZM164 145H165V144H164ZM49 146H51V147H49ZM54 146H56V147H54ZM59 146H60V145H59ZM64 146H65V147H64ZM128 146L125 147V148L128 149V148L130 147V146H129V147H128ZM165 146H166V145H165ZM168 146H167V148H168ZM170 146H169V147H170ZM33 147H34V146H33ZM48 147H49V148H48ZM67 147H68V149H66ZM173 147H174V144H173ZM173 147H171V148L173 149ZM36 148H37V147H36ZM59 148H60V147H59ZM63 148H64V149H63ZM117 148H118V147H117ZM122 148L120 149V151H122V150L124 151L125 148H124V149H122ZM49 149H50V150H49ZM70 149H69V150H70ZM172 149H171V150H172ZM42 150H43V149H42ZM63 150H65L64 153L61 152V151H63ZM144 150H142V151H144ZM164 150L166 151V148H165ZM169 150H170V149H169ZM171 150H170V151H171ZM32 151H33V152H32ZM32 151H31L32 153H31L30 155L33 157V153H35V152H34V150H32ZM70 151L73 152L72 149H71ZM123 151H122V152H123ZM125 151H126V150H125ZM151 151H152V150H151ZM165 151H164V152H165ZM89 152H90V153H89ZM167 152L169 153L168 149H167ZM167 152H165L164 154H166ZM29 153H30V152H29ZM57 153H58V154H57ZM69 153H70V152H69ZM73 153H74V152H73ZM88 153L91 154V155L89 156ZM126 153H127V152H126ZM143 153H145V154L147 155V152H146V151L143 152ZM0 154H1V153H0ZM37 154H38V151H37V153L34 155V157H35ZM40 154H38V155H40ZM49 154H50V155H49ZM60 154H61V156H60ZM70 154H72V153H70ZM74 154H76V152H75ZM81 154H80V155H81ZM84 154H85V155H84ZM123 154H124V157H125V153H124V152H123ZM145 154L142 155V157H144ZM151 154H152V153H151ZM44 155H42V156H44ZM58 155H59L60 157L56 158ZM108 155H110V154H108ZM71 156H72V155H71ZM73 156H74V155H73ZM77 156L79 157V154H76V159H77L78 161H80V164L78 163V167H80L79 165H81V163H82L81 167H83V163H84V162H82V161H84V160L81 161V159H79L80 157L78 158ZM47 157H46V158L44 157V158L47 159V160H49L50 158H49V157L47 158ZM74 157H75V156H74ZM84 157H83V158H84ZM95 157H94V158H95ZM109 157H110V156H109ZM232 157H233V156H232ZM242 157H243V156H242ZM68 158H70V157H68ZM81 158H82V157H81ZM145 158H147V157H145ZM230 158H231V157H230ZM52 159H53V158H51V161H52ZM57 159L59 160L58 162H56ZM72 159H73V158H72ZM76 159H75V160H76ZM89 159L85 158V161L88 160V161H87V163H88V162L90 161ZM242 159H243V158H242ZM62 160H61V161H62ZM97 160H96V161H93V162H94V163H97ZM231 160H233V159L231 158L230 161H231ZM53 161H54V160H53ZM110 161H111V162H110ZM130 161H131V160H130ZM230 161H229V163L232 162V161H231V162H230ZM233 161L235 162L236 160L234 159ZM243 161H244V160H243ZM49 162H50V160H49ZM65 162H66V164H65ZM109 162H110V163H109ZM227 162H228V161H227ZM244 162H245V161H244ZM247 162H249V164H250L251 161H248V159L246 160V164L248 165ZM50 163H52V162H50ZM67 163H69V164H67ZM85 163H86V162H85ZM242 163H243V162H242ZM71 164H72V163H71ZM101 164H102V163H101ZM113 164H114L115 166H114ZM234 164H235V163H234ZM234 164L232 163V165L230 164V166L232 167V166H234ZM237 164L240 165V163H237ZM246 164H245V166L247 167ZM252 164H254V163H251V164H250V165H251V166H250V167H251V172H252V169L255 171V169H254V165L252 166ZM65 165H66V166H65ZM85 165H86V164H84V167H85ZM118 165H119V164H118ZM235 165H236V164H235ZM241 165H242V164H241ZM68 166H67V167H68ZM71 166H72V165H71ZM71 166H70V167H71ZM245 166L242 165L241 168H244ZM248 166H249V165H248ZM3 167H4V166H3ZM16 167H20V165H18V163H17ZM16 167H15V168H16ZM70 167H69V169L72 170V171H71L72 174L69 173L70 171H68L66 174H68V173H69V175L71 174L70 177H71L72 179H73V177H76V178H77L76 181H77L81 174H80V173H79L80 175L78 174L79 177H78V175L73 176V170H74V167H71V168H70ZM81 167H80V168H81ZM90 167H91V168H90L89 170L87 169L86 172H87V173H91V171H92L93 174H92V173H91L92 175H90V174L88 175V174H87V175H88V178H86L87 175L84 176V173L86 174V172H85V171L83 172V170H82V172H83V175H82V176H83V177H82V176H81V177L84 178V179H82V178L80 177L79 180H78L79 182H80V179H81V181H82V180H83V181L85 180L87 183H88V181H91V182L94 181V179L96 178V177H94V174H95V172H96L95 169H94V168H95V165L93 166V164H92ZM99 167H100V168H99ZM112 167H115V171H114V169H113ZM234 167H236V166H234ZM237 167H238V166H237ZM237 167L235 168V170L237 169ZM250 167H248V168H250ZM257 167H258V166H257ZM72 168H73V169H72ZM75 168H77V167L75 166ZM92 168H93L94 170H91ZM102 168H103V169H102ZM120 168L122 169L121 166H120ZM120 168H119V169H120ZM238 168H240V166H239ZM241 168H240L239 170H242ZM45 169L47 170V168H45ZM245 169H247V168H244V169L242 170V173H241V174H243V172H244V174H243L244 176L246 175V174H245V172H246ZM257 169H258V168H257ZM257 169H256V170H257ZM14 170H18V168H17V169H14ZM14 170H13V171H14ZM102 170H103V171H102ZM117 170H118V169H117ZM58 171H56V172L58 173ZM62 171H64V170H62ZM75 171H76V170H75ZM78 171H79V170H78ZM88 171H89V172H88ZM247 171L250 172V169H249V170L247 169ZM257 171H258V170H257ZM257 171H256V172H257ZM15 172H16V174H14V175H17V174L19 173L18 171H15ZM17 172H18V173H17ZM60 172H59V173H60ZM99 172H100V173H99ZM139 172H140V171H139ZM238 172H241V171H238ZM248 172H246V173H248ZM261 172H262V171H261ZM13 173H14V172H13ZM59 173H58V174H59ZM148 173L152 174L151 172L148 171V172L146 173V175H147ZM234 173H235V171H234ZM234 173L232 172V173L230 174V178H231V175H232V174L234 175ZM46 174H47V172H46ZM58 174H57V176H58L59 178L62 177L63 175H65V174H63V173H60L61 175L59 174V175H60V176H59ZM62 174H63V175H62ZM150 174H148V175H150ZM241 174H240V176H241ZM251 174H252V173H251ZM251 174H248V175L250 176ZM258 174H259V176H257V179H258V180H257V179H256L257 181L254 180V181H256V182H255L254 184L251 185V187L254 188V190H255V187L258 188V193H255L254 190H253V192H252V191H251V192H252V194L254 193L255 196L259 194V196H256V197H257V198L259 197L260 200H259V198H258V199L256 198V199L259 200V201L263 200L262 202H264V183L260 181L261 178H262V175L260 176V173H258ZM261 174H262V173H261ZM12 175H13V174H12ZM14 175L12 176V178H14ZM47 175H48V174H47ZM52 175H54V174H52ZM142 175H143V174H142ZM142 175H141V176H142ZM146 175H143L142 177H143V178H146V177H144V176H146ZM243 175H242V176H243ZM252 175H255V173H253ZM252 175H251V176H252ZM263 175H264V174H263ZM67 176H68V175H65L66 179H65V177H62V178H63V183H64V182H65V183H68V182H69V181L67 180ZM72 176H73V177H72ZM91 176H92V177H91ZM246 176H247V175H246ZM93 177H94V178H93ZM134 177H135V175H134ZM236 177H237V175H236ZM238 177H239V175H238ZM238 177H237V179H238V181H239V178H238ZM260 177H261V178H260ZM62 178H61V179H62ZM89 178H92L93 180H92V179L89 180ZM130 178H131V177H130ZM135 178H136V177H135ZM147 178L149 179V177H147ZM253 178H254V177H253ZM259 178H260V180H259ZM72 179H70V180H72ZM102 179H103V180H102ZM107 179H108L110 182H108ZM231 179H232V178H231ZM237 179H236V180H237ZM240 179L243 180L244 177H243V178H240ZM247 179H249V177L246 178L245 180H247ZM250 179H251V177H250ZM263 179H264V178H263ZM64 180H66V181H64ZM104 180H106V181H104ZM152 180H154V179H152ZM152 180H150V182H152ZM232 180H233V179H232ZM27 181H28V180H27ZM67 181H68V182H67ZM83 181L80 182V183L83 184ZM85 181H84V182H85ZM154 181L157 182V179H155ZM243 181H244V180H243ZM243 181H241V183H242ZM254 181L252 180V182H254ZM71 182H72V181H71ZM71 182H70V183H71ZM73 182H75V178H74V181H73ZM111 182H112V184H111ZM113 182H114V183H113ZM118 182H117V184H115V185H117V186H115V187H118V185L120 184V182H119V183H118ZM125 182H126V181H125ZM20 183H21V182H20ZM23 183H24V181H23ZM55 183H56V182H55ZM65 183H64V184H65ZM77 183H78V182H77ZM80 183H78V184H80ZM92 183H93V182H92ZM92 183H90V186H91ZM122 183L120 184L119 187L122 186ZM129 183H130V184H129ZM131 183H133V182H129V181H127V183H125L126 185H125V184H124V185H125V187H126L128 184L131 185ZM135 183H136V182H134L133 184H135ZM138 183H139V184H138ZM153 183H154V182H152V185H153ZM245 183H246V182H245ZM247 183H248V182H247ZM249 183H250V182H249ZM24 184H25V183H24ZM24 184H22V185H24ZM45 184H46V183H45ZM50 184H52V183H50ZM82 184H81V185H82ZM84 184H85V183H84ZM93 184H94V183H93ZM93 184H92V185H93ZM137 184H138V186H140V187L142 186V185L140 184L139 181H137ZM154 184H155V183H154ZM237 184H239V183H237ZM81 185H77V184H75L76 187L78 186V187H77L78 189L80 188ZM110 185L108 186L109 189H110ZM129 185H128V189H129V187H132V186H133V189H132V188H130V189L133 190V192H134V190H135V193L138 191L137 189H135V188H138V187H136V186H137L136 184H135V185H136L135 188H134V185H132V186H129ZM244 185H245V184H244ZM0 186H1V181H0ZM65 186H66V185H65ZM82 186H84V188H83V189H84L83 192L85 191L83 195L87 196L86 193H87V194H88V193H93V189H92L91 192H90V190L88 189V188H91L92 186H91V187H88V185H87V187H86L85 185H82ZM82 186H81V187H82ZM98 186H99V184H98ZM230 186H232V185H230ZM241 186H242V185H241ZM241 186H239V187L242 189V191H243V189L245 190V188H246V190H247L246 192H248V188H250V184H249L248 186H246V187H243V188H242ZM253 186H254V187H253ZM1 187H2V186H1ZM18 187H19V184H18ZM20 187H21V186H20ZM94 187H95V186H94ZM94 187H93V188H94ZM96 187H97V184H96ZM96 187H95V189L98 188V187H97V188H96ZM101 187H102V186H101V183H100L99 188H101ZM106 187H105V189H106ZM119 187L117 188L118 190L120 189ZM122 187H123V186H122ZM122 187H121V188H122ZM235 187H237V186L235 185ZM86 188H87V189H86ZM103 188H104V187H103ZM103 188H101V190H103ZM252 188H251L250 190H252ZM80 189H81V188H80ZM85 189H86V190H85ZM105 189H104V190H105ZM109 189H108V190H109ZM111 189H112V188H111ZM111 189H110V191L112 192V194L115 195V194L118 193V190H116L115 188H114V189L116 190V193L113 192L114 189H113V190H111ZM126 189H127V187H126ZM126 189H125V191L127 192V194L130 193V192L133 194L132 191L129 192L130 189H129V190H126ZM236 189H237V188H236ZM241 189H240V190H241ZM0 190H1V189H0ZM87 190H89V191L87 192ZM106 190H107V189H106ZM196 190L198 191V189H196ZM238 190H239V188H238ZM238 190H237V191H238ZM240 190H239V191H240ZM25 191H26V189H25ZM52 191H53V190H52ZM98 191H99V190H98ZM197 191H196V192H197ZM242 191H241V194L243 193ZM255 191L257 192V190H255ZM30 192H31V191H30ZM30 192H28V193L25 192V197H27V196H26V193H27L28 195H30V194H31ZM80 192H81V190H80ZM80 192H79V190H78L77 193L79 194ZM83 192H81L79 195H81ZM94 192H95V190H94ZM96 192H97V190H96ZM96 192H95V193H96ZM99 192H100V191H99ZM99 192L96 193V194H99ZM102 192H103V191H102ZM102 192H100V193H102ZM108 192H109V191H107V192H105V193H106V196L109 197V195H110L111 193H108ZM199 192H200V191H198V194H199ZM233 192H234V191H233ZM2 193H3V191H2V192L0 191V194H2ZM95 193H94V194H95ZM105 193H104V194H105ZM135 193L133 194L134 196H135ZM137 193H138V192H137ZM137 193H136V195H137ZM96 194H95V196L91 194V197H89V196H88V197H89V198H94V197L96 198V197L98 196V195L96 196ZM102 194H103V193H102ZM107 194H108V195H107ZM138 194H139V193H138ZM236 194L238 195V192H236ZM247 194L250 195V191H249ZM252 194H251V195H252ZM79 195H77V197H79ZM88 195H90V194H88ZM130 195H131V194H130ZM242 195H243V194H242ZM242 195H241V196H242ZM244 195H246V194H244ZM249 195H248V197H251V195H250V196H249ZM30 196H32V194H31ZM85 196H84V197H85ZM110 196H111V197H109L110 199H111L112 197H114L113 199H115V200L117 199V195H116V196L110 195ZM137 196H138V195H137ZM139 196H140V195H139ZM239 196H240V195H239ZM239 196H238V198H239ZM28 197H29V196H28ZM77 197H76V198H77ZM80 197L82 198L83 196H80ZM80 197H79V199H80ZM108 197H107V198H108ZM115 197H116V198H115ZM245 197H247V195L243 197V200H241V201H243V202H242L243 204L248 203V202H245V201H248V200L250 199V198L248 199V197H247V200H245V199H246ZM252 197H253V196H252ZM252 197H251V199H252ZM89 198H88V199H89ZM109 198H108V200L110 201ZM136 198H140V197H136ZM244 198H245V199H244ZM28 199H33V198L29 197ZM79 199L77 198V200H78L77 202H78V204H81V203H82L81 200L85 202V200L87 199V197H85L84 200H83V198H82V199L80 200L81 203L79 202ZM120 199H121V198H119V196H118V200H120ZM91 200H92V202L94 203L93 199H91ZM95 200H97V199H95ZM231 200H232V199H231ZM231 200H230V201H231ZM89 201H90V200H88V203H86V204H83V203H82V205L80 206V207H84V208H86L85 206H87L89 210H85L86 212H88V211H89V212L93 211V208L90 206V205H92V204H91V201H90V202H89ZM112 201H113V200H111V204H112V205H115V203L113 204ZM116 201H117V200H116ZM116 201H115V202H116ZM121 201H122V200H121ZM121 201H117V202H118V203H119V202L122 203ZM236 201H237V199H236ZM236 201H235V202H236ZM117 202H116V203H117ZM249 202H250V200H249ZM120 203H119V204H120ZM233 203H234V202H233ZM238 203H239V202H238ZM240 203H241V202H240ZM240 203H239V204H240ZM250 203L253 204L252 202H250ZM250 203H248V204H250ZM259 203H260V202H259ZM87 204H88V205H87ZM123 204H124V207L126 206L127 208H130V204H129V203H123ZM231 204H232V203H231ZM248 204H247V205H248ZM260 204H262V203H260ZM263 204H264V203H263ZM263 204H262V205H263ZM83 205H84V206H83ZM117 205H118V204H117ZM117 205H116L115 207H117ZM127 205H128V206H127ZM262 205H261V206H262ZM89 206H90V207H89ZM120 206H121V205H120ZM120 206H118V207H120ZM131 206H132V205H131ZM159 206H160V205H159ZM233 206H234V208H237V207H235L236 204H234ZM238 206H239V205H238ZM245 206H246V205H245ZM252 206H253V205H252ZM252 206H251V205H248L245 209L238 207L239 210H244V212H242V215H243V213H245V215L247 216V218H246V217L243 215V217L246 218V220H245V219H243V220H245V222L248 223V224H249V223H253V222L257 223L256 225H258V224H263V223H264V207H261V208H260L261 211L259 210V211H260V212H259L258 210H254V208H253ZM118 207H117V208H118ZM90 208H91L92 210H91ZM117 208H116V209H117ZM121 208H123V206H122ZM234 208H233V209H234ZM238 208H237V209H238ZM82 209H83V208H82ZM86 209H87V208H86ZM123 209L126 210V208H123ZM123 209H120V210L123 211ZM237 209H236V210H237ZM258 209H259V208H258ZM118 210H119V209H118ZM234 211H235V209H234ZM237 211H238V210H237ZM236 213H237V214H236ZM238 213H239V211H238V212H235L236 216H239ZM240 218H241V217H240ZM6 219L8 220V218H6ZM13 219H14V218H13ZM9 220H10V219H9ZM9 220H8V221L5 220L6 222H4V221L2 220V222H3L4 224L7 223V225H8V224H10V221H9ZM221 222H222V221H221ZM3 223H2V224H3ZM219 223H220V222H219ZM255 223H254V224H255ZM4 224H3V227H6V228H7V225L4 226ZM15 224L17 225V222H15L14 225H13V224H11V225L15 227ZM235 224H236V223H235ZM248 224L246 225V226H247L246 231H247L248 227L253 228V226H248ZM11 225H10V229H11V231H9V233L11 232V235H13L12 233H15V232H13V231H14L13 229H16V227H15V228H11V227H12ZM222 225H223V223H222ZM222 225H221V226H222ZM17 226H19V225H17ZM221 226H220V227H221ZM239 226H240V225H239ZM260 226H261V225H260ZM8 227H9V225H8ZM230 227H233V226H230ZM244 227H245V226H244ZM256 227H257V226H256ZM258 227H259V226H258ZM6 228H5V229H6ZM19 228H20V226H19ZM236 228H237V227H236ZM236 228H235V229L233 228V230H232L234 236H236V235H237L236 232H238V230H237ZM238 228H239V227H238ZM250 228H249V230H251ZM17 229H18V227H17ZM6 230H7V229H6ZM6 230L3 231L4 233L1 232L2 234H0V235H2L3 239H4V237H5L6 235H8V234H7L8 231L6 232ZM217 230H218V229H217ZM234 230H236V232H234ZM243 230L245 231L244 228H243ZM249 230H248V231H249ZM1 231H2V229H1ZM219 231H220V228H219ZM221 231H222V232H226L225 229L223 230V227H222V230H221ZM229 231H230V229H229ZM241 232H242V231H241ZM239 233H240V232H239ZM239 233H238V235L240 236L241 234H239ZM245 233H246V232H245ZM168 234H169V233H168ZM224 234H225L224 237H223V233L218 234V235H220V236L222 235L221 238H222L223 242H224L225 239H226V241H229V242H224V243L228 246L227 249L230 248V247H229V244H231V243L234 245V246H233V245L231 244V247H239V245H241V243H240V244L238 243L239 241L241 242V240H240L241 237H238V235H237V237H236V241H234L235 238H234V236H232V233H231V232L224 233ZM11 235H10V236H11ZM165 235H166V237L164 236V239H163L162 237H161L162 240L160 239V240L162 241V244H163V242L165 241V239L167 240V238H169V237H167V234H165ZM169 235L172 236V233L169 234ZM173 235L175 236V234H173ZM212 235H213V234H212ZM212 235H209V236H211V237H210L211 239H213V238H212ZM31 236L33 237V235H31ZM162 236H163V235H162ZM174 236H172V237H174ZM220 236H216V237H217V238L219 237V239H220ZM231 236L234 238V240H231V239L229 240V238H232ZM2 237H1V238H2ZM8 237H9V236H8ZM8 237L6 236V239H8ZM32 237H29V238L31 239ZM207 237H208V236H206V238L204 237V239L207 240ZM213 237H214V235H213ZM216 237H215V238H216ZM225 237H226V238H225ZM174 238H175V237H174ZM176 238H177V237H176ZM208 238H209V237H208ZM237 238L239 239L238 242H237ZM246 238H247V237H246ZM6 239H5L4 241L1 239L2 242H1V241H0V242L4 244V242H6ZM146 239H147V238H146ZM243 239H244V238H243ZM149 240H150V239H149ZM178 240L181 242V240H180L179 238H178ZM178 240H176V241H178ZM215 240H216V239H215ZM249 240H250V239H249ZM249 240H248V241H249ZM168 241H169V239H168ZM168 241H167V243H168ZM176 241H175V243H176ZM179 241H178V243H179ZM207 241H208V243H209L210 240H207ZM217 241H219V242L222 243L221 240H216V241H214V242H210V243H211V244H213V243L216 244L215 242H217ZM231 241H232V242H231ZM248 241H247V242H248ZM8 242H9V245L7 244ZM10 242H11V240L9 239V241L7 240V242H6L4 245L7 244L6 247H7V248H10V247H11V246H10V245H11ZM144 242H145V243H144ZM146 242L149 243L148 241H143V242H141V243L138 242L139 244L136 243V244H138V245L135 244L134 246H136V247L139 246V245L142 246L143 244H144V245L147 244ZM151 242H152V241H151ZM151 242H150V243H151ZM173 242H174V239H173ZM173 242H172L171 244H172V245H173V244L175 245V243H173ZM219 242H218V245H217V246H218V249H219V248L221 249L220 246L223 247V244H224V243H222V245H221V243H220V246H219ZM230 242H231V243H230ZM234 242L238 243L239 245H238V246H235L236 243L234 244ZM1 243H0V247H1V246L4 247L3 244L1 245ZM142 243H143V244H142ZM152 243H153V242H152ZM160 243H161V242H160ZM160 243H158V245H159ZM164 243H166V241H165ZM167 243H166V244H163V245H164V248L167 246V250H164V251H165V252L168 251L169 253H166V254L164 253V255H163V252L159 249V248H161V246H162L161 244H160V247L158 248V250H160V252H159V251L157 252V250H156L157 248H155V250H156V251H155L154 248H153L154 246H152V244H151L149 247H148V244H147V246H145V249L148 250V248H150V247L152 246L153 249H152V248H151V249H152V251L154 250V252L152 253V251L149 249V250L151 251V253H149V252H150V251H149V252L146 254L147 256L149 255L148 259L151 260V259L153 258V259H154V262H153L154 264H155V260L157 259V257H159L158 259H161V261L159 260V263H158V261L156 260V264H160V262L163 263V264H166L165 261H164L165 263L162 262L163 259L167 260L168 262H171V263H168V264H172V263H175V264H176V262H180V260H179V261L176 260V262H175V259L178 258V257L175 256V259H174V257L171 255V253L173 252L175 246L173 245L174 247H172V245H167ZM178 243H177V245H178ZM192 243H193V242H192ZM192 243H191V244H192ZM194 243L196 244V242H194ZM194 243H193V244H194ZM205 243H206V242H205ZM205 243L202 242V244H205ZM227 243H228V244H227ZM250 243H251V241H250ZM141 244H142V245H141ZM155 244H156V243H155ZM188 244H189V243H188ZM188 244H187V245H188ZM195 244H194V245H195ZM206 244H207V243H206ZM214 244H213V246H214ZM156 245H157V244H156ZM158 245H157V247H158ZM196 245H197V244H196ZM196 245H195V246H196ZM250 245H251V244H250ZM8 246H10V247H8ZM12 246H13V245H12ZM140 246L137 247V248H138V249H139V248L141 249ZM180 246H181V245H179V247H180ZM190 246H191V247H190ZM190 246L185 247L184 249H186V251H188V250L192 251V254H191V252H190V256H191V255L193 256V257L191 256L192 258H194V259H195V258H199V256L197 257V255H199V253L196 252V251H195V252L193 251L194 246H192V245H190ZM197 246H198V245H197ZM207 246H208V245H207ZM210 246H211V245H209V247H210ZM255 246H256V245H255ZM13 247H14V246H13ZM136 247H135V249L137 250ZM162 247H163V246H162ZM189 247H190V249H188ZM198 247H200V246H198ZM215 247H216V245H215ZM224 247H225V246H224ZM246 247H247V246H246ZM7 248H6V249L2 248V250H3V251H4V250H7L6 252H8V251H11V252H12V251H13V253H14V250H13V249H15V247H14V248L11 247L12 249L10 248L9 250H8ZM17 248H19V249H17ZM17 248H16V249L19 250V252L16 253V254H19L20 251H23V250H24V249L21 250L20 247H17ZM23 248H24V247H23ZM142 248H143V247H142ZM180 248H181V247H180ZM25 249H26V248H25ZM162 249H163V248H162ZM191 249H192V250H191ZM199 249H201V248H199ZM232 249H234V248H232ZM236 249H237V248H236ZM247 249H248V247H247ZM249 249H250V248H249ZM2 250H1V248H0V253H1ZM17 250H15V251H17ZM251 250H252V249H251ZM24 251H26V250H24ZM140 251H141V250H140ZM140 251H139V252H140ZM143 251H144V250L142 249L141 252L143 253ZM174 251H177V250H174ZM181 251L184 253L183 255L181 254V256H185V257H186V254H188V252H189V251L186 252L185 250L183 251V248H182ZM181 251L179 250V252H181ZM199 251H201V250H199ZM203 251L206 252V250H202V252H203ZM210 251H211V250H210ZM221 251H222V249H221ZM249 251H250V250H249ZM249 251H247V252H249ZM156 252H157V253H156ZM161 252H162V253H161ZM177 252H178V251H177ZM185 252H186V253H185ZM211 252H212V251H211ZM245 252H246V251H245ZM21 253H22V252H21ZM155 253H156V255H154ZM193 253H194V254H193ZM207 253H208V252H207ZM134 254H135V251H134ZM136 254H137V253H136ZM138 254H139V253H138ZM140 254H141V253H140ZM140 254L137 255L136 258L132 260V261L134 262L133 264H135L136 261H138V263L140 264V263H142V262L145 260L143 257H141L142 255L140 256ZM150 254H151V255H154L155 257H151V258H150ZM167 254H168V255H167ZM208 254H209V253H208ZM157 255H158V256H157ZM165 255L167 256V258L165 257ZM195 255H196V257H195ZM206 255H207V254H206ZM206 255H204V254L201 255V252H200V258H199V260H198V259H195L194 261H199V262H200L201 260H203L204 262H206V261H208V258H206V259H207L206 261L204 260L205 258L203 259V257L206 256ZM209 255H210V254H209ZM209 255H208V257H209ZM156 256H157V257H156ZM178 256H180V255L178 254ZM201 257H202V259H201ZM132 258H133V257H132ZM155 258H156V259H155ZM182 258H183V257H182ZM179 259H180V257H179ZM200 259H201V260H200ZM209 259H210V258H209ZM134 260H136V261H134ZM233 260H234V259H233ZM233 260L231 261L232 264H233ZM181 261H182V260H181ZM203 261H202V262H203ZM147 263H148V264H151L152 262H149V261H148ZM153 263H152V264H153ZM180 263H181V262H180ZM178 264H179V263H178ZM236 264H237V263H236Z\"/></svg>", "mask_w": 264, "mask_h": 264}]
</instances>
